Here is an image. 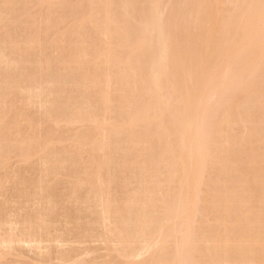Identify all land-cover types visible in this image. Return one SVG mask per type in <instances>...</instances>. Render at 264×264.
Returning <instances> with one entry per match:
<instances>
[{"label": "rangeland", "instance_id": "obj_1", "mask_svg": "<svg viewBox=\"0 0 264 264\" xmlns=\"http://www.w3.org/2000/svg\"><path fill=\"white\" fill-rule=\"evenodd\" d=\"M79 1V2H78ZM83 0H75V2H74V0H0V12H2V13H0V53L2 54V60H1V62H0V86L2 87H0V90L1 91H4V89H3V84H4V80H3V75L4 74H7L8 76H9V80H8V82L10 81V82H12L13 81V77H16L17 76V79H19V78H21V76L22 77H24V79L25 78H27V79H29L30 80V82L32 81L33 83H34V85H30V83H28L29 81L27 80V79H25V80H27V82H25L23 79V81L24 82H22V83H25V86H23L24 84H22L21 82L19 83L20 84V86H22V87H20L18 84L16 85V83L15 82H13V84L14 85H16V87H18V88H16V89H21V88H25V89H21V90H18V93H19V91H24V92H26V89L29 91L30 90V92H31V89L33 90L34 88L32 87L31 89H30V87L31 86H34V87H36V89L34 90L35 92H37L38 90H39V92L40 91H43V93H41V94H39V93H35L34 91H32V92H34V93H30V95H28V93H26L27 95L25 96L24 94H23V92H21V94L19 93V94H17L18 96H20V98H18L16 95L14 96V95H12V94H10V95H12V96H10L9 94L6 96V95H2V97L0 98V107H2L3 105L2 104H4V106L3 107H5L6 105H7V107H5L4 109H3V107L1 108V109H3L2 111H1V109H0V111L2 112H0L1 114H3L2 116H1V114H0V133L2 134V132H3V134H4V132H6L7 133V131L8 130H11L8 134H5V137H7L6 139H4V140H6V141H4L3 139H2V137L1 136H3V138H4V135L2 134H0L1 136H0V144H2L1 145V147H0V237H2V238H0V264H104V263H106V264H126V261H127V259L129 258V257H131V258H133V259H135V260H131L130 258V260L129 261H131L133 264H137V263H139V261L138 260H141V259H144L145 258V256L143 255V254H147V252H150V251H146L147 249H142V248H144V247H146L147 248V246H148V248H149V250H150V248L152 247V245L150 246V244L152 243L153 244V242H154V244L153 245H156L157 243H161V242H163V241H157V239H155L156 238V236L154 237V239L150 236V229L148 230V227L150 226L149 224L147 225V228H146V224H145V227L143 228V230L146 228V230H147V233L145 234L144 233V231L142 230V228H141V230L143 231V233H142V231L141 230H135V231H132V228L133 227H130L131 228V231H129L128 232V234L130 235V236H128V235H126L127 237H128V239H127V241H129V243L127 242H125V244L123 243V242H121L120 240H119V242H117L118 241V238L117 239H115L116 238V236H118L119 235V239H121V240H126L125 238H126V236H125V238H124V232H122L121 233V231H119L120 230V228L121 227H123V225L121 226V227H119L120 226V222H119V220H116L117 218L115 217V215L114 214H117V213H115L116 211H120L119 213L122 215V213H123V209L124 208H122V201H124V203L125 204H128V203H134V204H138V202L139 203H148L147 202V200H149V204H148V206H147V204L145 205L146 207H148L149 208V205H150V201H151V199L153 198V200L151 201V210L152 209H154L155 207V209L154 210H157V209H159L158 211V214H156V215H159V216H161L162 215V213H163V211H162V213H161V209H162V206H163V198L164 197H161V195H163L164 196V194H166V192L167 191H177L178 190V187H179V185H180V181H179V179L181 178L179 175L177 176V175H175L174 177H176V179L175 178H173L172 180L171 179H169L170 177H168V178H164V177H166V176H169L168 175V173L171 171V170H169V172L167 171L168 169H170V168H168V166L166 167V164H165V162L163 161V163H162V161L160 160V162H158V163H160L159 165L160 166H158V163H157V161H156V164H157V166H158V169L156 170V168H157V166L155 167V163L153 162V166L155 167V172L156 171H158V172H154L153 171V166L151 167V165L152 164H150V170L149 169H144L143 167H141L140 168V165H139V167L137 168V169H135V168H132V169H135L134 171L132 170V169H129V172L127 171H123L124 169H122L121 168V170H122V172L124 173H121V170H120V168L118 167V166H120V167H122L121 166V161H120V155H119V153L116 151V154H115V156L118 154V157L116 156H114L113 155V158L111 157V159H115V161L117 160V158L119 159L118 161H117V164H119L118 166H117V164H114V165H112V164H110L109 163V167L112 165V167H113V169H112V167H108L110 170L107 172L106 170L108 169H106L105 171L106 172H104L103 173V169H102V173L101 172H98V170H100V169H98L97 170V168H99L98 167V165H99V163H101L102 164V162H103V160H104V156L106 155L105 153L106 152H104L103 153V151H101V152H99V150H97L98 151V154H97V152H96V150L94 151V149L93 148H95V145L94 144H96L95 143V141L97 142V139H98V143L96 144V146L102 141V138L103 137H105L106 135H103V133H104V131L102 132V130H105V134H106V132H107V136L108 137H111V132L110 131H112V134H114L115 135V133H116V131H117V135L119 134V131L121 132L120 134L122 135V132H124V131H130V129L132 128L130 125H128L127 123L125 124V123H123L122 124V122H121V117H118L119 116V114H120V107H119V109L117 110V105H118V103H119V105H120V100H121V97H122V93H120V91L117 89V86H118V84L120 83V82H118V81H120L119 79H118V77L117 76H115V75H117V74H119V76L120 75H124V73L126 72V71H128V69H130V68H125V69H120V68H116V67H118V65H120L121 64V61L124 59V57H125V54H126V56H128L129 57V55L130 56H133V53H134V55L136 56V59H138V56H139V60H138V62H140V63H142V65H140L141 66V69H143V72L145 73V79H147V80H145V82H151V81H153V76L154 77H158L159 78V70L158 69H160L159 68V66L157 67V64L159 65V63L157 62L158 60L156 59H154L153 57H152V51L151 50H149L148 51V48L145 46L146 44H145V40H149L148 38H150V34H148L149 33V30H148V25H146V29H145V25H143L144 26V28L143 27H139L137 24H133L134 26H132V27H129L130 29H128L126 26H124L123 24H122V18H120L121 16H123V14L121 13V12H119L118 10H116V12H115V10L113 9L112 10V12H111V14L113 13V11H114V13H113V19H112V23L113 24H115V25H117L118 23L120 24H118L120 27L123 25L124 27H126L125 29H123V26H122V28H121V30H122V32H131V31H134V30H136V31H134V32H139V33H141V37H142V40H144L143 42H142V44H143V46H140V47H138V48H136V47H134V46H132V44H128V46L125 44L124 45V42H122V40L121 39H119V41L120 42H118V44H120V43H122V44H120V46L117 44V40H116V38H114V42L112 41L113 40V38H112V40L110 39V41H109V43H110V45H109V43H108V47H106L105 45V49L104 48H102V51H101V48H99V46L98 45H96V46H98V47H93L95 44L94 43H98L97 42V40L98 39H96L97 38V36H98V34H92L94 37H95V39H92L93 38V36L91 37V34H90V32L91 33H93V31L95 30V27H94V25L95 26H97L96 25V23H98V22H96V21H94L95 19L98 21V16H97V13H94V12H97V9L95 10V8H96V5H95V7L93 6L94 4H97V2H98V0H97V2L95 3V0H84V3H85V1H86V5H87V7H85L86 5H84L83 7H79L78 5L80 4V3H83L82 2ZM91 1H92V3H91ZM93 1H94V4H93ZM138 1H139V3H138ZM142 3H141V2ZM181 1V2H180ZM193 1H195V3H193V4H189L188 2H190V3H192ZM199 1L201 2V3H199ZM210 1V0H209ZM209 1L208 0H191V1H188L187 2V0H137V6H136V10L137 11H140V9H143L144 7H143V5H150V3L152 2V4H154L157 8H159V11H158V13H164V14H170V15H172V14H174V15H177L179 18L177 19V18H175V17H177V16H173L174 17V19L176 20L177 19V21L180 19V21H182L183 23H184V25H189V26H191V27H186V28H188V30L189 31H191V32H193V33H195V34H193L192 35V33L191 32H189L188 30H187V32H186V35L185 34H183V35H185L183 38H185L184 40L183 39H180V40H183V41H181L182 42V45H181V42L179 43V42H177L178 44H176V42H175V45L173 44V48L175 47V49L176 48H179L180 50H179V53L180 54H182V53H184V51H185V55L184 54H182L183 55V58L186 60V58H187V60H191V62L189 63L190 64V66H191V64H192V66H194L193 65V62H194V59L196 58V57H194V59H193V56L195 55L196 56V54H197V52L199 51V50H201L202 49V47L204 48V47H206V46H208V45H210V44H212V43H210V42H213V47L216 45V47H217V49L216 50H221V52L224 50V48L226 49V48H229V47H231L232 46V44L234 43L233 41L235 40V38H236V36H237V34L236 33H238V34H240V32H242V30H241V28H239V26L238 25H236V28H238L237 30H234V31H232L233 29H234V27H235V25L234 24H236V23H232V21L234 20V19H232V20H230L231 18V14H232V12L230 11V12H228V10H234L233 8H235V9H237L236 7H238L239 9H240V11H242V10H245V9H247V5H246V3L248 2V3H251L253 0H251V1H249V0H236L239 4V6L237 5V2L235 1V0H224L223 2L224 3H222L221 5H219L220 7H219V11L221 12V15H220V20H219V24H217V30L219 31H210V30H207L206 28H203V26H205V24L201 21L200 22V12H201V8H202V12L204 11V9L206 8V5L209 3ZM245 1V2H244ZM262 1V0H261ZM264 1V0H263ZM1 2H3V3H1ZM6 2V3H5ZM78 2V3H77ZM150 2V3H149ZM182 2H184V3H186V4H182ZM243 4H242V3ZM61 3V4H60ZM88 3V4H87ZM199 3V4H198ZM205 3H207V4H205ZM234 3V4H233ZM6 5V4H8V5H6L5 7H7V8H5L4 6H2V5ZM67 4V5H66ZM90 4H92V6H93V8L92 9H90L91 7V5ZM136 4V3H135ZM172 4H174V5H172ZM230 4V5H229ZM243 6H242V5ZM77 5V6H76ZM176 5V6H175ZM191 5V6H190ZM201 5V6H200ZM222 5H223V8H222ZM244 5H246V6H244ZM2 6V7H1ZM14 6V7H13ZM138 6H141V7H138ZM185 6V7H184ZM190 6V7H189ZM230 6H231V8H230ZM233 6H235V7H233ZM76 7V8H75ZM145 7H147V6H145ZM162 7V8H161ZM170 7V8H169ZM180 7V8H179ZM194 7V8H193ZM243 9H242V8ZM54 8V9H53ZM64 8V9H63ZM70 9V11L71 12H69V9ZM86 8V9H85ZM168 8V9H167ZM3 9V10H2ZM94 9V10H93ZM164 9V10H163ZM57 10V11H56ZM78 10V11H77ZM198 10H200V11H198ZM6 11V12H5ZM11 11V12H10ZM79 11H80V13H79ZM49 12V13H48ZM59 12H61V13H59ZM175 12V13H174ZM189 12V13H188ZM11 13V14H10ZM63 13H65V14H63ZM69 13H71V14H69ZM92 13V14H91ZM121 14V15H119V14ZM185 13V14H184ZM39 14H41V15H39ZM46 14V15H45ZM48 14V15H47ZM95 14H96V16H95ZM116 14V15H115ZM181 14H183V15H181ZM187 14V15H186ZM198 14V15H197ZM226 14V15H225ZM60 15H63V17H61ZM68 15V16H67ZM92 15H93V20H92ZM202 15V14H201ZM229 15H230V17H229ZM39 16H41V17H39ZM54 16V17H53ZM58 16L60 17V19H59V21L57 22V24L56 23H53V21L55 22V19L56 18H58ZM114 16L116 17V18H114ZM188 16V18H185V17H187ZM191 16V17H190ZM193 16V17H192ZM35 17V18H34ZM78 17V18H77ZM96 17V18H95ZM126 17V16H125ZM222 17V18H221ZM230 19H229V18ZM32 18V19H31ZM41 18V19H40ZM47 18H48V21H50L51 20V22H48L47 24H42V23H45V21L47 20ZM183 18V19H182ZM224 18H227V19H225V20H223ZM46 19V20H45ZM89 19V20H88ZM124 19V18H123ZM199 19V20H198ZM58 19H56V21H57ZM118 22H117V21ZM193 20V21H192ZM226 20H228V21H226ZM229 20H230V22H229ZM47 22V21H46ZM92 22H95V24L94 23H92ZM196 22H199V23H196ZM233 22H235V21H233ZM30 23H32V27H30L31 26V24ZM35 23H36V25H35ZM82 23V24H81ZM90 23V24H89ZM187 23V24H186ZM195 23H196V25H195ZM229 23V25H227ZM21 24V25H20ZM86 24V25H85ZM94 24V25H93ZM222 24H224V25H222ZM27 25H28V27H27ZM40 25V26H39ZM82 25V26H81ZM84 25V26H83ZM90 25V26H89ZM100 25V24H99ZM115 25H113V27L115 26ZM137 25V26H136ZM192 25L194 26L193 28H192ZM221 25V26H220ZM25 26H26V28H25ZM38 28H37V27ZM80 26V27H79ZM234 26V27H233ZM238 26V27H237ZM34 27H35V30H33L34 29ZM86 27V28H85ZM88 27V28H87ZM92 27V28H91ZM115 27H117V26H115ZM199 27V28H198ZM218 27H219V29H220V27H221V29H223L222 31H221V29L219 30L218 29ZM241 27V26H240ZM31 28V29H30ZM100 28V27H99ZM202 28H203V30H202ZM226 28V29H225ZM235 28V29H236ZM88 29H90V30H88ZM93 29V30H92ZM97 29V28H96ZM192 29H194V31L192 30ZM229 29V31H227ZM27 30V31H26ZM46 30V31H45ZM100 30H101V28H100ZM125 30V31H124ZM142 30V31H141ZM208 31L207 33H206V31ZM240 30V31H239ZM31 31H33V33L31 32ZM35 31V32H34ZM38 33H37V32ZM147 31H148V33H147ZM196 31H198L197 32V34H196ZM201 31V32H200ZM226 31V32H225ZM236 31V32H235ZM237 31H239V32H237ZM84 32H85V34H84ZM96 31H94V33H95ZM97 32L99 33V31H98V29H97ZM213 32H215V33H213ZM217 32V33H216ZM223 32H225L223 35H221ZM229 32H231V33H229ZM36 33V34H35ZM80 33V34H79ZM81 33H83L82 35L84 36V35H86L87 33H89V35H86L87 37L86 38H84V37H82V35H81ZM187 33H191L190 35L191 36H193V39L191 38H189V34H187ZM200 33V34H199ZM202 33V34H201ZM204 33V34H203ZM227 33V34H226ZM27 34V35H26ZM205 34H207V35H205ZM210 34V35H209ZM233 34L235 35L234 37H233ZM14 35V36H13ZM30 35V36H29ZM32 35H34L33 37L34 38H32ZM97 35V36H96ZM100 35V34H99ZM149 35V36H148ZM218 35V36H217ZM229 35V36H228ZM232 35V36H231ZM9 36V37H8ZM27 36V37H26ZM89 36L91 37V38H89ZM101 36V35H100ZM196 36V37H195ZM210 36V37H209ZM213 36V37H212ZM221 36V37H220ZM223 36V37H222ZM5 37V38H4ZM11 37V38H10ZM36 37V38H35ZM102 37H104V38H106L105 36H102ZM102 37H100V38H102ZM114 37V36H113ZM115 37H117V36H115ZM179 37H181L182 38V36H179ZM200 37V38H199ZM208 37V38H207ZM231 37V38H230ZM25 38H28L27 39V41L26 42H23L24 41V39ZM83 38V39H82ZM89 38V39H88ZM118 38V37H117ZM205 38V39H204ZM212 38H214V39H212ZM224 40H223V39ZM22 39V40H21ZM35 39H37V43L36 44H33L34 46H36V48L34 47V46H32V44L31 45H24V44H27V42L29 41L30 43H33L34 42V40ZM56 39V40H55ZM58 39V40H57ZM60 39V40H59ZM204 41H203V40ZM210 39V40H209ZM9 40V41H8ZM26 40V39H25ZM83 42H82V41ZM85 40V41H84ZM90 40V42H88ZM93 40H96V41H93ZM105 41L104 42H107V40H109V39H104ZM186 40V41H185ZM189 40V42H187ZM192 40V41H191ZM195 40V41H194ZM202 40V42H200ZM214 40V41H213ZM217 42H216V41ZM219 40H220V42H219ZM12 41H14V42H12ZM59 41V42H58ZM81 41L82 43H79V42ZM99 41H100V39H99ZM101 41H103V40H101ZM185 41V43H183ZM198 41H199V43H198ZM223 41V42H222ZM225 41H226V44H225ZM51 42H53V43H51ZM57 42V43H56ZM77 42V43H76ZM196 42V43H195ZM216 42V43H215ZM220 44H219V43ZM222 42V43H221ZM230 42H231V44H230ZM5 43V44H4ZM7 43H8V45H7ZM12 43H16V45H17V47H16V51H14L15 49V46L14 47H12L14 44H12ZM60 43V44H59ZM69 43V44H68ZM75 43V44H74ZM81 44V46H82V44H83V49L82 50H84V53H85V55H87V53L88 52H94L93 50H95V54H97V53H99V51H101V54L99 53V54H97V55H99L100 56V58H102V57H104L105 56V54H106V52L107 53H109L108 55H111V52L113 53V55H115V57H116V61H111L110 62V64H107V65H111V64H113L114 66H116V67H114V66H112L111 65V70L109 71H107L106 72V74H105V71H103V69H102V73H103V76H104V78H102V85H101V87H102V91H104V94L106 93V94H110L109 95V97L110 98H113L112 99V101L111 102H109V103H107V106H99V105H97V103L99 102V101H97V99H96V97H97V95H96V89L95 90H93V92H91L90 91V93L88 92V94L89 95H87V93H86V95H85V97L87 96V98L85 99V97L83 96V93H85V88L82 90V89H79V90H76V86H78V87H80V88H82L80 85H79V82H80V77L84 74V73H87V74H89V72L91 71V72H93L94 70H95V68L94 67H98V66H102L103 68L104 67H106L105 65H104V59L105 58H102V59H100L98 56H97V59H95V58H93L95 55L93 54L92 55V53L89 55V57H87L86 59H85V61L84 62H82L83 64H81L80 63V65L79 66H77V68L76 67H73V70H72V68L70 67V69L69 68H67V69H69V70H67L66 69V71H65V74H64V72H63V70H64V68H63V70L61 71V69H62V66L59 64V65H55V63H57V62H55V61H57V57H59V58H61V57H63V59H66L67 57H68V54H67V56H66V53L67 52H71L72 50H70V49H72V47L73 48H78V47H80V49H81V46L80 45H76V44ZM115 43V44H114ZM208 43V44H207ZM21 44V45H20ZM53 44V45H52ZM68 44V45H67ZM75 45V47H74V45ZM86 44V45H85ZM90 44H93V46L92 47H90ZM117 44V45H116ZM141 44V45H142ZM181 45V47H179L178 45ZM188 44H190L189 46H188ZM196 45V48H198L199 49V47L201 46V48L198 50V49H193L194 48V46ZM230 44V45H229ZM2 45V46H1ZM57 45H58V48H57ZM72 45V46H71ZM123 45H124V48H123ZM177 45V46H176ZM193 45V46H192ZM198 45V46H197ZM218 45H219V47H218ZM27 46H28V48H27ZM60 46V47H59ZM70 46H71V48H70ZM78 46V47H77ZM84 46L86 47V48H84ZM117 46V47H116ZM129 46H130V48H129ZM187 46V48L189 47L190 49L188 50V49H186L185 47ZM222 46H223V50H222ZM225 46V47H224ZM9 47V48H8ZM23 49H22V48ZM25 47L28 49L27 51H25V52H27V53H25V52H23L24 51V49H25ZM30 47H32L33 49H31V50H29L30 49ZM101 47H103V46H101ZM125 47H128V48H125ZM184 49H183V48ZM12 48V50H9V49H11ZM63 48V49H62ZM67 48H70V49H67ZM95 48V49H94ZM96 48H97V51H96ZM98 48H99V50H98ZM121 48V49H120ZM173 48H171V49H173ZM219 48V49H218ZM14 49V50H13ZM35 49V50H34ZM56 49V50H55ZM90 49V50H89ZM93 49V50H92ZM103 49H104V51H103ZM132 49L134 50L133 52H132ZM138 49H139V51H138ZM141 49L143 50V51H145V52H143V51H141ZM175 49H173L175 52L176 51H178V49L177 50H175ZM183 49V50H182ZM193 49V50H192ZM214 49H215V47H214ZM55 52H54V51ZM58 50H60L59 52H57ZM67 50H70V51H67ZM87 50V52H85ZM118 50H119V52H118ZM139 52V54H138V52ZM172 50V51H173ZM216 50H214V52H213V55H215V53H216ZM227 50V49H226ZM226 50H224V55H223V52L221 53H219L218 51H217V53H219V54H217L218 56L221 54V55H223L224 57H223V59L221 58L222 56L220 55L216 60H218V61H215V58H214V56L212 57V58H214L213 59V61H212V59H210L211 60V67L212 68H214V69H216V70H218V69H220V68H218L214 63H216L217 62V64H219V62L220 63H223V61H225V64H226V66H227V64H228V62H227V60H226V57H225V55H226ZM12 51H13V53H12ZM63 51H66L65 52V54H63L62 52ZM78 50L76 49V51H72V52H77ZM122 51H124V52H122ZM129 51V52H128ZM148 51V52H147ZM187 51H188V53H187ZM190 51V52H189ZM192 51H194V52H192ZM15 52V53H14ZM71 52V53H72ZM118 52V53H117ZM127 52H128V54H127ZM137 52V53H136ZM150 52H151V54H150ZM19 53H21V54H19ZM23 53H25V54H23ZM43 53H45V54H43ZM56 53H58V54H56ZM60 53H61V55L63 54V56H61L60 55ZM105 53V54H104ZM115 53V54H114ZM125 53V54H124ZM141 53V54H140ZM148 53V54H147ZM194 53V54H193ZM245 52H242V54L246 57V58H248V56L246 55V54H244ZM0 54V55H1ZM15 54H16V56H15ZM121 54H123L122 56H121ZM138 54V55H137ZM192 54L193 56H190V55ZM239 54H241V53H239ZM241 54V55H242ZM5 55V56H4ZM22 55V56H21ZM39 55H41V56H39ZM66 57H65V56ZM118 55V56H117ZM243 55H242V57H243ZM18 56V57H17ZM56 56V57H55ZM47 57V58H46ZM51 57V58H50ZM105 57H107V54H106V56ZM112 57V56H111ZM115 57H114V60H115ZM120 57H122L120 60V62L118 61L119 60V58ZM188 57H192L191 59H188ZM216 57V56H215ZM241 56H239V60L242 58ZM113 58V57H112ZM141 58H142V61H141ZM37 59H38V62H39V64L37 63ZM51 59V60H50ZM62 59V58H61ZM60 59V60H61ZM68 59V58H67ZM221 59V60H220ZM48 61L49 60V62L48 63H44V61ZM106 60V59H105ZM118 61V62H117ZM215 61V62H214ZM15 64H14V63ZM52 62V63H51ZM94 62V63H93ZM101 62V63H100ZM112 62H114V63H112ZM115 62H117L118 63V65L117 64H115ZM263 63L262 64H264V58H263V61H262ZM34 63H35V65H34ZM40 63H41V66H40ZM59 63V62H58ZM96 63V64H95ZM106 63H108V62H106ZM139 63V64H140ZM13 64H14V66H13ZM19 66H18V65ZM48 64V65H47ZM102 64V65H101ZM175 64H178V65H175ZM180 64H182V62H176V63H174V66H173V69L175 70V68H176V71H174V72H172L174 75H172V76H175V78H184V76H183V74L181 75V71H183L184 73H185V71L184 70H182V68H181V71L178 69V68H180L179 66H181ZM253 64H255L254 62H253ZM253 64H249L248 66H250V67H247L248 68V70H246V68H245V71H244V69L243 70H238L239 72L237 73L236 72V70H235V68H234V66H236V64H234L233 65V67L230 65V67H229V70H231L230 71V73H232L233 71H235V72H233V74H231V76L232 75H234L235 74V77H229L230 79L231 78H235L234 80L232 79V80H230L231 82L230 83H232V84H230V87H228V89L229 90H225L226 92H224V97H222L223 96V94L221 93L220 94V92H216V94H215V92H211V93H206L207 94V96L206 95H204L205 97H204V100H203V102H205V100H206V102H208V99H209V103H203V105H202V107L203 108H201L202 109V111L204 112H202L201 113V117L203 116V117H205V115H202V114H207L208 113V110H209V108H210V110H213V112L214 111H216V110H218V111H216V112H214V113H212L211 112V118L210 117H206V118H204V121H206V122H204L203 121V117L201 118L200 116H199V120H200V123L202 122V124L201 125H203L204 127H202V130L204 131V132H202L201 134V143H202V147H203V150H204V156H205V158H207V160L205 159L204 160V166H202L203 168H201V170L199 171V173L197 174V181H196V185L194 184V196H193V194H192V197H191V201H190V204H189V206H188V209L187 210H185V213L184 212H182V217L184 218V217H186V219H181V216H178L176 219H174L173 220V222L171 223V225H172V228H171V225L169 226L170 228V230L168 231V233H167V235L169 236L170 235V237L169 238H167V235H165L166 237H164V239L162 238V240H164V245L166 246V248L168 247V249H169V251H170V249H171V247L173 248V246L174 245H176L177 243L179 244V242H181V241H185L186 239H188L187 241H185V243L186 244H183V246L181 247V249H182V251H181V256H180V261L182 260V257L184 256V258H185V260H184V258H183V262H181V264H199V262H200V264H230L231 262V264H243L241 261H245L246 260V264H251L252 262H250V260H248V259H251V258H253L252 256H250V257H244V255L246 256V254L245 253H249V251H250V249L252 248H246V247H248V246H246V245H248L250 242V240L248 241V244L246 243V241L244 242V237H245V239L248 237V234H247V237L246 236H244V235H242L243 233L240 231V229L235 233L234 232V230L232 231V230H230L231 228V225H232V223L234 222V219H232V218H234V215H235V220L236 219H238L237 218V214L240 212V213H242V214H240V216H238L239 218H240V221H242L243 220V222L240 224V228L241 227H244V228H242V230L244 231V233L246 234V232H245V228H246V226L249 224V223H251L252 222V224H249L248 225V228H249V226H250V228L248 229V230H252V231H254V232H256L257 231V229H260V228H262V227H260L261 225L264 227V224H263V219H264V198L262 199V196L264 197V195H262L263 193L261 192V190L262 191H264V189L262 188V186H259L262 182L264 183V179H263V177L262 176H264V175H262V174H264V154H262V153H264V87H263V85H264V75H263V73L262 72H264L263 71V69H262V67L264 68V66L263 65H261V68L260 69H262V71H260V69L259 70H257V72L259 71V73L258 74H256L257 72H256V69H255V66L256 65H254L253 66ZM6 65V66H5ZM8 65V66H7ZM55 65V66H54ZM104 65V66H103ZM213 65H214V67H213ZM238 65L239 64H237V66L236 67H238ZM252 65V66H251ZM2 66V67H1ZM37 66V67H36ZM53 66V67H52ZM58 66V68H59V71H61V72H57V70H58V68H56ZM60 66H61V68H60ZM93 66V67H92ZM9 67V68H8ZM11 67V68H10ZM16 67H17V69H20V70H17L16 69ZM49 67V68H48ZM79 67V68H78ZM89 67L91 68V69H89ZM108 67V66H107ZM143 67V68H142ZM156 67V68H155ZM178 67V68H177ZM182 67V66H181ZM220 67L222 68L221 70H225V67H224V65H221L220 64ZM239 67H240V65H239ZM16 70H15V69ZM37 68V69H36ZM231 68V69H230ZM232 68H234L233 70H232ZM10 71H9V70ZM13 69V70H12ZM36 69V70H35ZM94 69V70H93ZM105 69V68H104ZM145 69V70H144ZM250 69H251V72H250ZM40 70V71H39ZM75 70V71H74ZM149 70V71H148ZM157 70V72H155ZM228 70V69H227ZM252 70H255L254 72H255V76H254V73H252L253 71ZM30 71V72H29ZM38 73H37V72ZM68 71H69V73H68ZM130 71V70H129ZM242 71L244 72V76H245V78H242V76L243 75H241V74H243L242 73ZM6 72V73H5ZM14 72V73H13ZM63 72V73H62ZM90 72V73H91ZM109 72H110V74H109ZM119 72V73H118ZM146 72H147V74H146ZM3 73V74H2ZM24 73H25V75H24ZM41 75H40V74ZM42 73H44L43 75H42ZM46 73V74H45ZM128 73V72H127ZM158 74V75H156V74ZM229 72H227V74H228ZM247 73H248V75H247ZM251 73H252V75H251ZM2 74V75H1ZM13 74V75H12ZM23 74V75H22ZM76 74H77V76H76ZM81 74V75H80ZM109 74V75H108ZM115 74V75H114ZM236 74H237V76H236ZM18 75H20L19 76V78H18ZM38 75V76H37ZM45 75V76H44ZM73 76V78H71L72 76ZM147 75V76H146ZM149 75V76H148ZM153 75V76H152ZM230 75V74H229ZM238 75H241V77L239 78V76ZM260 75V76H259ZM12 76V77H11ZM34 76V77H33ZM41 76V77H40ZM84 76H85V74H84ZM83 76V77H84ZM91 76V75H90ZM151 76V77H150ZM180 76V77H179ZM185 76H186V73H185ZM243 76V77H244ZM254 76V77H253ZM10 77H11V79H12V81L10 80ZM29 77V78H28ZM30 77H33V78H30ZM43 77H45V78H43ZM105 77H106V79H105ZM110 77V78H109ZM149 77H150V79H149ZM251 77H253V78H251ZM259 77H261V78H259ZM47 78V79H46ZM77 78V79H76ZM79 78V79H78ZM82 78V77H81ZM153 78V79H152ZM246 78H247V80H246ZM41 79H42V81H41ZM71 79V80H70ZM105 79V80H104ZM109 79V80H108ZM150 81H149V80ZM15 80V79H14ZM34 80V81H33ZM39 80V81H38ZM63 80V81H62ZM104 80V81H103ZM108 80V81H107ZM118 80V81H117ZM243 80V81H242ZM256 80V81H255ZM16 81V80H15ZM20 81H21V79H20ZM74 81L75 82H77V81H79L78 83H76L75 84V86H74V89L76 90H74L72 87L73 86H71V85H73L74 84ZM108 83H107V82ZM154 81H155V79H154ZM157 81V80H156ZM239 81V82H238ZM241 81V82H240ZM18 82V81H17ZM46 82V83H45ZM51 82V83H50ZM62 82V83H61ZM71 84H70V83ZM104 82V83H103ZM112 82V83H111ZM244 82V83H243ZM263 82V83H262ZM29 84L28 86H26V84ZM40 83V84H39ZM42 83V84H41ZM61 83V84H60ZM66 83V84H65ZM68 83V84H67ZM73 83V84H72ZM251 83V84H250ZM253 83V84H252ZM254 83H256V84H254ZM55 84V85H54ZM103 84H104V88H103ZM109 84V85H108ZM54 85V86H53ZM67 85V86H66ZM112 85H113V87H112ZM241 85V86H240ZM254 85V86H253ZM45 86V87H44ZM52 86V87H51ZM105 86H107V87H105ZM110 86V87H109ZM232 86H235V88L233 87V89L231 88ZM238 86V87H237ZM67 87V88H66ZM69 87V88H68ZM114 87H116L115 89H114ZM240 87H243V89L242 88H240ZM247 87V88H246ZM43 88V89H42ZM60 88V89H59ZM61 88H64V90H66V91H64L63 89H61ZM106 88V89H105ZM110 88V89H109ZM254 88V89H253ZM38 89V90H37ZM47 89V90H46ZM53 89V90H52ZM114 89V90H113ZM230 89H232V91L230 90ZM250 89V90H249ZM256 89V90H255ZM37 90V91H36ZM60 90H61V93H62V91H63V99H65V98H67L68 96H70L71 98H72V96H73V94L75 95L74 96V98H75V100L77 101V103H78V101H79V103L83 100V102L84 101H86L87 103H88V106L86 107L85 105H87V103L86 104H84V107L86 108V110L88 109V107H89V109H88V111H87V117H86V115H84L83 117H85V118H83V119H80L82 122H80L79 120L78 121H75V123H68V125H67V122L63 119V121H62V119L60 120V118L61 117H59V116H61V112H60V115L58 116V114H59V112H58V110L60 111V108L59 107H61L56 101L55 102H53V100H56V99H58L59 98V96L58 95H60V97L62 96L61 95V93H60ZM90 90V89H89ZM105 90H106V92H105ZM110 90H112V91H110ZM0 91V93H2ZM44 91H47L46 93H47V95L44 93ZM71 93H70V92ZM72 91H73V93H72ZM242 91V92H241ZM258 91V92H257ZM263 91V92H262ZM70 93V95H69V93ZM78 92V93H77ZM113 92H114V94H113ZM117 92V93H116ZM228 92V93H227ZM235 92H237V93H235ZM4 93V92H3ZM2 93V94H3ZM16 93H17V90H16ZM53 95H52V94ZM65 93H67V94H65ZM81 93V94H80ZM214 93V94H213ZM244 93H245V95H244ZM247 93H249V95H247ZM255 93V94H254ZM14 94H15V91H14ZM31 94H34V95H36V96H31ZM38 94V95H37ZM230 94H232V95H230ZM1 95V94H0ZM64 95H65V98H64ZM66 95H68L67 97H66ZM72 95V96H71ZM96 95V96H95ZM212 97H211V96ZM213 95L214 96H216V97H213ZM220 95V96H219ZM237 95V96H236ZM23 96H25L24 98L25 99H27L26 100V102L24 101L25 99L23 98ZM28 96V97H27ZM53 96H54V98H53ZM58 96V97H57ZM83 96V97H82ZM90 98H89V97ZM112 96V97H111ZM114 96V97H113ZM218 96L220 97V98H218ZM227 96H228V99H227ZM234 96H236V97H234ZM5 97L7 98V97H9V98H7L8 99V101H5ZM22 97V98H21ZM29 97H30V101H28L29 100ZM232 97V98H231ZM10 98H11V100H10ZM12 98H14V99H16V104H13L14 103V101H13V99ZM18 98V99H17ZM83 98V99H82ZM93 98V99H92ZM120 98V99H119ZM215 98H217V99H215ZM231 98V99H230ZM238 98V99H237ZM32 99V100H31ZM45 99V100H44ZM46 99H47V102H45L46 101ZM80 99H81V101H80ZM118 99V100H117ZM159 99H161V98H159ZM222 101H221V100ZM224 99H227L226 101H228V103H226V101L224 100ZM235 99V100H234ZM17 100H19L20 101V103L17 101ZM21 100H22V102H21ZM43 100V101H42ZM50 100V101H49ZM96 100V101H95ZM162 101H164L165 99H164V97H162V99H161ZM217 100H219V101H217ZM225 102H224V101ZM231 100H234L235 101V103L237 104V105H235V103H234V101H233V104L235 105V107H234V105L233 104H229L230 103V101ZM258 100V101H257ZM260 100H262V101H260ZM10 101H12V102H10ZM52 101V102H51ZM74 101V100H73ZM93 101V102H92ZM239 101V102H238ZM251 101V102H250ZM5 102H6V104H5ZM32 103L31 104V106H30V104L29 103ZM51 104V106H50V104ZM95 102V103H94ZM217 102L219 103V105L217 104ZM221 102H223V103H221ZM257 103V105H256V103ZM9 103H11V104H9ZM17 103H18V105H17ZM26 103H28V106H25V104ZM39 103H42V105L41 104H39ZM48 105V107L45 105ZM48 103V104H47ZM56 103V104H55ZM100 103V102H99ZM249 103V104H248ZM263 104V106H262V104ZM34 104V105H33ZM38 104V105H37ZM207 104V105H206ZM209 104V105H208ZM214 105V107H210V106H213ZM226 104V105H225ZM11 105H15V106H11ZM23 105V106H22ZM40 105H41V108H40ZM231 105H233V106H231ZM243 105V106H242ZM246 105V106H245ZM58 106V107H57ZM101 108V110L102 109H107L108 111H107V113H106V110L104 109L103 111H104V113H102L103 111H101L100 109H99V107ZM206 106H208V107H206ZM215 106H217V108L215 107ZM219 106V107H218ZM222 106V109H220V107ZM227 106H229L228 108H226ZM237 106V107H236ZM242 106V107H241ZM259 106H261V109H260V107ZM8 107H12L11 108V112H8L9 110H10V108H8ZM56 107V108H55ZM93 107H95V108H93ZM204 107H206V111L205 110H203L204 109ZM225 107V108H224ZM230 107H233L232 109L230 108ZM241 109H240V108ZM250 107H252V108H250ZM8 108V109H7ZM32 108H34V110H32ZM35 108H36V110L37 111H35ZM39 108V109H38ZM42 108H46V109H48V108H50V110L51 111H49V110H46V112L48 111V117L47 116H45L46 114H45V111H44V113L43 114H41L40 115V113L41 112H43L42 110ZM91 108V109H90ZM110 108H112V109H110ZM212 108V109H211ZM236 108H237V111H236ZM6 109V110H5ZM15 109V110H14ZM29 109V110H28ZM42 109V110H41ZM96 109V110H95ZM98 109H99V111H98ZM226 110V112H225V110ZM231 109V110H230ZM233 109L235 110L233 113L234 114H232V113H229V115L227 114V112H232L233 111ZM32 110V111H31ZM62 110V109H61ZM95 110V111H94ZM154 110H155V112L157 113H154ZM153 110V113L156 115L155 117L156 118H158V115H160V112H158V110H156V109H154ZM229 110V111H228ZM259 110V111H258ZM26 111H28L29 112V114L31 115L32 113L34 114L35 113V116L33 117V115H32V117L31 116H28L29 114H28V112H26ZM89 111H90V113H89ZM111 113H110V112ZM113 111H115V112H113ZM119 111V112H118ZM219 111H221V112H219ZM254 111V112H253ZM21 114H20V113ZM24 112H26L27 114H25V115H22V114H24ZM49 112H51V113H49ZM93 112L95 113V115L93 114ZM101 114H100V113ZM118 112V113H117ZM219 112V113H218ZM223 112H224V115H223ZM245 114H244V113ZM261 112V113H260ZM8 113V114H7ZM38 113V114H37ZM106 113V115H104ZM108 113H109V115H110V117H109V115H108ZM113 113V114H112ZM152 113V112H151ZM150 113V114H151ZM239 113V114H238ZM5 114H7V115H5ZM20 114V115H19ZM45 114V115H44ZM98 114V115H97ZM115 114H117V115H115ZM154 114H151L152 116L154 115ZM214 114V115H213ZM221 114V115H220ZM227 115V117H226V115ZM241 114V115H240ZM243 114V115H242ZM18 115V116H17ZM38 115V116H37ZM42 115H44V116H42ZM89 115H91V116H89ZM105 117H104V116ZM111 115H113V116H111ZM208 115H210V113L208 114ZM208 115H206V116H208ZM223 115V116H222ZM235 117V115H236V119L233 117V116ZM240 115V117H238ZM17 117V118H14V117ZM25 116H28V117H30V118H32V119H30L31 121L33 120V118H35L36 119V116L38 117L37 119H36V121H32V129H30L31 128V123H29L30 125V128L29 127H27V125H25V123H28L29 122V120L27 119V117H25ZM116 116V117H115ZM152 116L151 117H147V118H144V119H147V120H140V121H138L137 122V124L134 126V127H139L141 130H142V132H144V134L145 135H152V134H154V132H156L155 130L157 129L156 127H158V125L157 124H159L158 122H160V119L158 118V119H155V117L154 118H152ZM220 116V119H221V116L222 117H224V118H222V119H225L226 121L223 123V124H221V125H223V126H220V124L219 125H217V119H218V117ZM230 116H232V117H230ZM247 116H249V117H247ZM254 116H256V117H254ZM258 116H259V118H258ZM261 116H262V119H261ZM26 118L27 119V121L25 122V123H23V121H22V118ZM43 117H47L46 118V120L45 119H42L41 121H40V119L41 118H43ZM52 117V118H51ZM54 117V118H53ZM56 117V118H55ZM94 117H96L95 119L97 120H93L94 119ZM104 117V118H103ZM108 117V118H107ZM230 117V118H229ZM238 117V118H237ZM14 118V119H13ZM19 118V119H18ZM40 118V119H39ZM113 118V119H112ZM118 118V119H117ZM150 118V119H149ZM152 118V119H151ZM255 118V119H254ZM18 119V120H17ZM39 119V120H38ZM57 120L59 123H57V125L56 124H53V122L54 121H52V120ZM100 119V120H99ZM103 119V120H102ZM120 119V120H119ZM206 119V120H205ZM230 119V120H229ZM241 119V120H240ZM12 120V121H11ZM17 120V122H14V121H16ZM38 120V121H37ZM45 120V121H44ZM90 120V123H92V125L91 124H87L85 121H89ZM233 120V121H232ZM248 120V121H247ZM259 120V121H258ZM262 120V121H261ZM39 121H40V124H38L39 123ZM94 121H96L97 123V125L95 124V125H93V122ZM108 122L107 124L105 123V122ZM221 121H223V120H221ZM229 121V122H228ZM240 122V124H239V122ZM258 121V122H257ZM8 124H7V123ZM19 122V127L21 128H19V130L17 129V127H16V125H17V123ZM36 122H38L37 123V126H36V128L37 129H35V127H34V124L36 123ZM120 122V123H119ZM209 122H210V125H209ZM238 122V123H237ZM252 124H251V123ZM14 123H15V127H14ZM86 123V124H85ZM95 123V122H94ZM101 123V124H100ZM206 123V124H205ZM216 123V125H214ZM228 123V124H227ZM230 123V124H229ZM254 123H256V124H254ZM261 123V124H260ZM24 124V125H23ZM53 124V125H52ZM98 124H100V125H98ZM232 124V125H231ZM236 124H238L237 126H234V125H236ZM251 124V126H249ZM254 124V125H253ZM17 125V126H18ZM51 125H52V129H51ZM54 125H56V126H54ZM88 125H90V127L88 126ZM111 125V126H110ZM123 125V126H122ZM216 127H214V126ZM225 125V126H224ZM227 125L230 127V128H228L227 127ZM101 126V127H100ZM128 126H130V128L128 127ZM263 126V127H262ZM6 127H10L9 129L8 128H6ZM34 127V128H33ZM41 127V128H40ZM48 127H49V129H48ZM91 127L93 128V129H91ZM207 127V128H206ZM218 127H221V128H218ZM7 129L6 131H5V129ZM26 128H28V131H26L25 129ZM102 128H104V129H102ZM117 128H119V129H117ZM204 128V129H203ZM212 128V129H211ZM215 128V129H214ZM228 128V129H227ZM255 128V129H254ZM263 128V129H262ZM3 129H4V131H3ZM88 129H91L92 131H93V135L91 136L92 137V140H89L91 137H90V135L89 134H92V131H90V130H88ZM100 129V130H99ZM127 129V130H126ZM229 129H231V130H229ZM246 129H247V131H246ZM250 129V130H249ZM21 130V131H20ZM25 130V131H24ZM43 130V131H42ZM87 130V131H86ZM215 130H217V131H215ZM222 130V131H221ZM15 133H14V132ZM21 132V133H24V134H26V137H27V135L28 136H31L30 134H33V135H35V137H37V138H34V136L32 135V138L34 139V145H36V147H34V145L33 144H29V145H32L33 147H29L30 148V150L29 149H27L28 147H23L22 145V147H19L20 146V138L18 137V136H22V135H18V134H16V133H18V132ZM33 131V132H32ZM47 131V132H46ZM50 131V132H49ZM52 131V132H51ZM83 131H86V132H84L83 133ZM100 131V132H99ZM146 131V132H145ZM221 131V132H220ZM250 131H251V133H250ZM254 133H253V132ZM261 131V132H260ZM19 132V133H20ZM26 132V133H25ZM30 134H29V133ZM88 132H91V133H88ZM113 132H115V133H113ZM126 132H124V136H120V138H117V139H119L120 141L122 140V139H124L125 138V136H126ZM231 132H233V133H231ZM236 132V133H235ZM259 132V134H257ZM37 133V134H36ZM86 133V135L88 134V136H89V138L86 136V139H84V140H86V141H84L83 140V138H81V136H84V134ZM223 133V134H222ZM246 133H247V137H246ZM250 133V134H249ZM263 133V134H262ZM46 134V135H45ZM119 134V135H120ZM205 134V135H204ZM231 134H233V135H231ZM11 135V138H13L12 137V135L14 136V138H16V135H17V137H18V142L20 143L19 144V146H18V144L17 145H15V147H14V145H12V144H14L13 142H16L17 143V141H14V139H13V141H10V139H9V136ZM37 135V136H36ZM44 135V136H43ZM95 135V136H94ZM100 135H103V137L101 138L100 137ZM110 135V136H109ZM114 135H112V136H114ZM204 135V136H203ZM225 135V136H224ZM226 135H229V136H227L226 137ZM240 135V136H239ZM251 135V136H250ZM23 136H25V135H23ZM22 136V137H23ZM42 136V137H41ZM237 136H239V137H237ZM22 137H21V139H22ZM78 137V138H77ZM166 137H168V138H165V140L167 141V142H172V136L170 137V136H166ZM206 137V138H205ZM224 137H225V139H228L227 141L224 139ZM235 137V138H234ZM243 137H245V138H243ZM252 137H253V142H252ZM85 138V137H84ZM88 138V139H87ZM223 138V139H222ZM242 138V139H241ZM17 139V138H16ZM24 139H25V137H24ZM37 139H38V141H37ZM79 139V140H78ZM109 139H111V141H108L107 140V142H106V145L108 146V148H109V150H111V149H114V147L116 146V144H114L115 142L114 141H112V138H109ZM168 139H170L169 141H168ZM203 139H204V141H203ZM205 139H206V141H205ZM222 140V142H221V140ZM241 139V140H240ZM262 139V140H261ZM9 140V141H8ZM20 140V141H19ZM77 140H78V142H77ZM83 140V141H82ZM101 140V141H100ZM9 142V143H11V144H9V143H6L5 144V142ZM213 141V142H212ZM245 141V142H244ZM257 141V142H256ZM260 141L261 142H263V144L262 143H260ZM45 144H44V143ZM83 142H84V144H83ZM205 143V145H207V143H208V145L207 146H205L204 145V143ZM216 142H218V143H215ZM249 142V143H248ZM256 142V143H255ZM15 143V144H16ZM43 143V145H41ZM110 143V144H109ZM224 143V144H223ZM230 143V144H229ZM234 143V144H233ZM259 143V144H258ZM78 144H79V146H78ZM221 146L220 148L218 147L219 145ZM222 144L224 145L223 147H222ZM227 144V145H226ZM5 145H7L6 147H4ZM10 145V146H9ZM41 145V146H40ZM218 145V146H217ZM262 145V146H261ZM43 146V147H42ZM81 146V147H80ZM216 146L218 147V149L216 150ZM255 146V147H254ZM259 146V147H258ZM2 147H4V148H2ZM10 149H9V148ZM39 147V148H38ZM46 147H48V149H50L49 151H50V154H51V152H52V154H53V156L57 159L58 158V156H59V158L57 159V160H59V161H57V162H55V158H53V157H50V156H52V154L50 155L49 154V151H48V149H47V151H48V153L47 154H49L48 156V159H45V158H43V157H45L44 155H46V157H47V154H45V151H46ZM78 147H80V149L78 148ZM208 147V148H207ZM210 147V148H209ZM215 147V149H213ZM247 147V148H246ZM252 147H254L253 149H252ZM6 148H8V149H6ZM12 148V149H11ZM24 148H25V150H24ZM32 148V149H31ZM205 148H206V150L207 151H205ZM240 150H239V149ZM19 149V150H18ZM26 149H27V151H29V152H25V154H24V151H26ZM44 151H43V150ZM68 149V150H67ZM78 149V150H77ZM93 149V150H92ZM211 149V150H210ZM226 149H228V150H226ZM244 149V150H243ZM258 151H257V150ZM2 150V151H1ZM9 150V151H8ZM12 150V151H11ZM66 150V151H65ZM90 152H89V151ZM216 150V151H215ZM221 150V151H220ZM224 150H225V152H224ZM254 150H255V152H254ZM261 150H262V152H261ZM23 151V152H22ZM63 151V152H62ZM76 151V152H75ZM93 151H94V153H93ZM244 151H247V152H245V154H243L244 153ZM9 152V153H8ZM31 152V153H30ZM78 152H81L80 154H78V155H80V156H78L77 155V153ZM112 153L111 154H113V150L111 151ZM207 152V153H206ZM209 152H211V154L209 153ZM224 152V153H223ZM228 153V155H227V153ZM233 152V153H232ZM234 152L236 153V155H237V153L239 152V155H241V152H242V156H241V158H240V156L238 155V157L236 156V157H234L235 156V154H234ZM63 153H65V156L66 155H68L67 156V158H63L62 160H64L65 159V161H67V162H71L70 164H68V163H66L65 161L62 163V161H61V158H62V156L64 157V155H62ZM76 153V155H73V154H75ZM216 153V154H215ZM218 153V154H217ZM82 154V155H81ZM94 154V157H97V158H94L92 155ZM207 154V155H206ZM231 154H233L232 156H231ZM259 154V155H258ZM261 154H262V156H261ZM71 155L72 156H75V157H73V159H72V157H71ZM86 155H87V157H86ZM97 155V156H96ZM103 156V158H100V156ZM217 155V156H216ZM248 156V158H250L251 156H252V158H250L249 159V161L251 162H247L248 161V159L246 158L247 156ZM251 155V156H250ZM5 156V157H4ZM111 156V155H110ZM208 156V157H207ZM245 156V157H244ZM257 156V157H256ZM90 157H91V159H92V161L90 160ZM93 157V158H92ZM100 159H103V160H100ZM213 157H215V158H213ZM226 157L228 158V159H226ZM233 157V158H232ZM258 157H259V159H260V161H258L259 159H258ZM261 157V158H260ZM49 158H51V161L52 162H50V164H48L49 162ZM69 158H71V159H69ZM78 158H80L81 160H82V162H81V160L80 159H78ZM86 158H89L88 160L86 159ZM107 158L108 159H110V157H109V155L107 156ZM140 158H143V156H139V161H140ZM219 158V159H218ZM225 158V159H224ZM231 158H232V161H230L231 160ZM236 158H239V159H237V161H239L240 159V161L242 162V161H244V162H242L241 164L243 165V164H245L246 165V163H248L247 165H248V167H250L251 165V169L250 168H248V167H246V166H244L243 165V167L244 168H246V169H249L250 171H252V170H254L253 171V173L251 172H249V174H252V176H249L248 178H249V180H250V182L248 181V183H246L245 181V184H243L244 182H242L241 184H238L239 182H241V181H243V180H248L247 178L245 179V177H244V175H243V177H244V179L242 180L241 178L239 179V178H237L236 177V175H238V176H240V177H242V175H240L241 173L239 172L240 171V165L237 163V164H234L235 162H237V161H235V159ZM242 158H245L244 160L242 159ZM254 158H256V160L254 159ZM44 159V161H42ZM67 159V160H66ZM75 159H77V161H74ZM107 159V160H108ZM146 159H147V157H144V159H142V161L143 162H145L146 161ZM160 159V158H159ZM158 158H157V160H159ZM221 159V161H219ZM45 160H48L47 162H45ZM70 160H72V161H70ZM98 160H99V162H98ZM113 160H112V162H113ZM156 160V159H155ZM212 160H214V161H212ZM90 163H89V162ZM109 161V160H108ZM114 161V162H115ZM119 161H120V163H119ZM142 161H140L139 163H142L143 164V162ZM215 161H218V162H215ZM225 161V163L227 164L228 163V167H227V169L225 168V163H224V165H223V162ZM227 161H229V162H227ZM235 161V162H234ZM252 161H255V162H252ZM42 162H43V164H45V165H42ZM45 162V163H44ZM92 162H94L93 164V166H92ZM111 162V163H112ZM113 162V163H114ZM222 162V164L220 165V163ZM233 162V164L232 165H230L229 163H232ZM57 163V168H56V164ZM85 163V164H84ZM98 165H97V164ZM127 163V162H126ZM124 164V165H127V164ZM206 163V164H205ZM252 163H254L255 164V167H258V168H255L254 169V164H252ZM40 164V165H39ZM46 164H47V166H46ZM62 164H63V166H62ZM85 166V168L83 167V165ZM86 164H90L91 166H89L90 168H86ZM163 164V165H162ZM165 164V165H164ZM217 164V165H216ZM257 164H258V166H257ZM42 165V166H41ZM48 165H52V166H48ZM81 165H82V167H81ZM123 165V166H124ZM206 165H208V166H206ZM210 165V166H209ZM234 165V167L232 168V166ZM235 165H238L239 166V170H238V168H237V172H236V175L234 174L235 172H234V168H236V167H238V166H235ZM44 166H46V167H44ZM55 166V167H54ZM60 166V167H59ZM62 166V167H61ZM76 166V167H75ZM142 166V165H141ZM43 167H44V169H43ZM51 167H52V169H51ZM68 167H70L69 169H68ZM115 167H117L116 169H115ZM125 167V166H124ZM127 167H128V165H127ZM207 167V168H206ZM216 167V168H215ZM41 168H42V170H41ZM50 168V169H49ZM79 168H81V169H79ZM165 168V169H164ZM213 168H214V170H213ZM232 168L233 169V171H232V169L230 170V169ZM46 169H49V170H46ZM64 169V170H63ZM77 169V170H76ZM93 169V170H92ZM127 168H125V170H126ZM145 170V171H143V170ZM167 169V170H166ZM63 170V171H62ZM74 170V171H73ZM81 170V171H80ZM86 170V171H85ZM112 170V171H111ZM132 172H131V171ZM151 172V170H152V172H153V175L151 174V176L152 177H150V175L148 176V173H150L149 171ZM159 170H160V177H159ZM161 170H163V171H161ZM164 170L166 171V172H164ZM225 170V171H224ZM257 170L258 171H260V172H257ZM45 171H48V172H50V173H46V176H45ZM57 171H59L58 173H57ZM95 171V172H94ZM116 171H118V172H116ZM140 171V172H139ZM230 171V172H229ZM91 172V173H90ZM134 172H136V173H134ZM202 172V173H201ZM239 172V173H238ZM247 172V171H246ZM92 175V178L89 176L90 174ZM95 173V174H94ZM97 173H99V175H101V174H103L104 176H106V174L108 175H110L111 176V174H112V176L114 177V178H110V177H104L102 180H104V182H106V183H104L101 179V182H99V180L98 179H96L98 176H96V178H95V175H97ZM127 173V174H126ZM134 173V174H133ZM142 173V174H141ZM147 173V174H146ZM158 173V174H157ZM165 175H164V174ZM224 173V174H223ZM226 173V174H225ZM258 173V174H257ZM115 174V175H114ZM117 174V175H116ZM124 176H123V175ZM130 174V175H129ZM136 174V175H135ZM141 174V175H140ZM155 174V175H154ZM158 175V177H157V175ZM230 174H232V176L230 175ZM234 174V175H233ZM253 174L255 175V176H253ZM132 175H134V176H132ZM256 175H257V177H256ZM44 179L43 181H45V182H43V183H45V184H43V185H45L44 187H43V185H42V182H41V177ZM111 176V177H112ZM126 176V177H125ZM130 176V177H129ZM136 176V177H135ZM145 176V177H144ZM154 176V177H153ZM201 176H202V178H201ZM214 176L215 177H217V178H214ZM87 177H88V179H87ZM101 178H102V175L100 176ZM123 177V178H122ZM128 177V178H127ZM179 177V178H178ZM200 177V178H199ZM212 177V178H211ZM247 177V176H246ZM85 178V179H84ZM94 178H95V180H94ZM99 178V177H98ZM110 178V179H109ZM122 178V179H121ZM126 178V179H125ZM131 178V179H130ZM137 178V179H136ZM142 178V179H141ZM144 178H145V180H144ZM147 178V179H146ZM151 178H154L155 180H157V182L155 181V182H153V186L155 185V183H156V185L154 186V187H152V185H151V188H152V190L154 191V192H152V190H150L149 189V186H150V183H148L149 182V180L151 179ZM158 178H159V180L161 181H158ZM178 178V179H177ZM211 178V179H210ZM228 178V179H227ZM233 178V180H229V179H232ZM252 178H254V179H252ZM91 179V180H90ZM165 179H168V182H167V180H165ZM199 179V180H198ZM215 179H217L216 180V182H215ZM239 179V180H238ZM258 179H260V180H258ZM262 179V180H261ZM38 180H40V181H38ZM79 180V181H78ZM89 180H90V183H89ZM93 180V181H92ZM97 180V181H96ZM113 180V182H111L110 183V181H112ZM169 180H171L172 181V184H171V181H170V183H169ZM179 181V184L177 183L178 181ZM209 180V181H208ZM237 180V181H236ZM256 181V182H254V181ZM21 181H23V182H21ZM36 181V182H35ZM163 181H166L165 182V184H166V187H168V189L165 187V184H164V182ZM174 181V182H173ZM221 181V182H220ZM236 181V182H235ZM32 182V183H31ZM39 182L41 183L40 185H39ZM82 182V183H81ZM94 182V183H93ZM99 182V183H98ZM102 182H103V184H102ZM117 182V183H116ZM128 183L127 185H126V183ZM135 182H137V183H135ZM145 182L146 183H148V184H145ZM238 182V183H237ZM252 182V183H251ZM22 183H23V185H22ZM31 183V184H30ZM85 183V184H84ZM87 183H88V185H87ZM96 183H98L99 185H100V187H99V185L98 184H96ZM109 183V184H108ZM123 184V186H122V184ZM160 183H162V184H160ZM167 183H169L170 185V187L168 186V184ZM212 183V184H211ZM221 183H222V185H221ZM234 183V184H233ZM255 183V184H254ZM258 183V184H257ZM262 183V184H263ZM35 184V185H34ZM76 184V185H75ZM111 184V185H110ZM124 184H125V186H124ZM230 184H232V185H230ZM246 184H247V186H246ZM21 185H22V187H21ZM38 185V186H37ZM86 185V186H85ZM95 185H97L98 187L96 188L97 189V191H96V189H95V191L93 192V190H94V188L95 187H93V186H95ZM107 185H108V187H107ZM116 187H115V186ZM148 185V186H147ZM162 185V186H161ZM174 185V186H173ZM178 185V186H177ZM226 185V186H225ZM239 185V186H238ZM40 186H42V187H40ZM85 186V187H84ZM140 186H142L141 188L142 189H139L140 188ZM158 186L159 187H162V188H158ZM229 186V187H228ZM232 186V187H231ZM243 186H246V188L244 187V189H246V190H244V191H242L243 189ZM252 186V187H251ZM258 187V189L256 190V187ZM74 187V188H73ZM93 187V189H91ZM121 187V188H120ZM157 187V188H156ZM175 187V188H174ZM90 188V189H89ZM147 188L148 190H150V194H146V193H149V191L147 190H145V189ZM164 188H165V190H164ZM208 188V189H207ZM221 188H222V190L224 189V193L223 192H220V193H222L221 195H222V197L219 195V197H218V199L220 198V199H223V197H224V195H225V190H227V192H228V194L225 196V198L224 199H228L229 198V202H230V200H231V198H232V200L231 201H236V202H234V203H237V200L234 198V196H236L237 195V199L239 198V196H238V193L241 191V193H242V195H241V197H240V199H243L244 200V198L246 199L245 201H242V200H238V201H241V203L243 202L244 203V206L246 205V202L247 201H251L249 204H248V202H247V208L244 210V208L243 207H241V210H244V212L243 211H239L238 210V212H236L237 210H235V209H238V208H240V206L238 205L239 204V202L237 203V205L236 204H234L233 202H231L230 203V207H228V205L227 204H225L224 202H221V204H219L220 205V207H216V205H214L213 206V203L212 202H214V200H216L217 201V199H215V197H217V194H218V190H220L221 191ZM236 188V189H235ZM241 188V190H239ZM248 188V189H247ZM255 190H254V189ZM48 189H49V191H48ZM73 189V190H72ZM98 189H100V190H102L101 191V193L99 192L98 194H94L95 192H98L99 190ZM120 189V190H119ZM137 189V190H136ZM160 189V190H159ZM251 189H253V190H251ZM259 189H260V191H259ZM51 190V191H50ZM77 190V191H76ZM89 190H91V191H89ZM122 190H123V193H122ZM135 190V191H134ZM230 190V191H229ZM231 190H233V191H231ZM54 191V192H53ZM113 193H112V192ZM116 191V192H115ZM146 191V192H145ZM159 191V192H158ZM163 191V192H162ZM193 191H191V192H193ZM237 191H239L238 193L235 192ZM48 192V193H47ZM50 192V193H49ZM77 192V193H76ZM135 194H134V193ZM161 192V193H160ZM230 192H232V193H230ZM253 192V193H252ZM260 192H261V194H260ZM84 193H86V194H84ZM107 193V194H106ZM108 193H109V195H108ZM140 193V194H139ZM151 193L153 194V195H151ZM195 193H197V194H195ZM215 193H217L216 195H214ZM219 193V194H220ZM244 193V194H243ZM249 193V194H248ZM259 193V194H258ZM46 194V195H45ZM54 194V195H53ZM74 194H75V196H74ZM82 194V195H81ZM92 196V197H94V198H92L90 195ZM104 194V195H103ZM108 195V198L110 197V198H114V200H112V199H108L107 197V199H108V203L109 204H107V206L108 205H110L111 206V208H113L112 207V204L115 202V205L118 207H116L118 210H116V208H113V215H111V214H107V215H104V218H105V216H106V218L105 219H102L101 220V217H102V215H100V214H98L99 212H101L102 211V209L100 210V207L98 206V205H100L102 202L101 201H99L101 198L100 197H102L103 196V198H105L104 196H106V195ZM114 194V195H113ZM119 194H120V197H119ZM125 194H126V196H125ZM128 194V195H127ZM142 194V195H141ZM158 194V195H157ZM224 194V195H223ZM246 194V195H245ZM252 194V195H251ZM101 195V196H100ZM112 195V196H111ZM148 195L151 197V196H153L152 198H150V197H148ZM195 195L197 196L196 198H194L195 197ZM208 195H210V196H208ZM240 195V194H239ZM51 196H53V197H51ZM55 196V197H54ZM78 196V197H77ZM100 196V197H99ZM124 196H125V198L126 199H124ZM132 196V197H131ZM135 196H137V197H135ZM156 196V197H155ZM247 196H248V198H247ZM253 196V197H252ZM74 197V198H73ZM84 197V198H83ZM99 197V198H98ZM128 197V198H127ZM129 197H130V199H129ZM142 197V198H141ZM244 197V198H243ZM45 198H47L46 200H45ZM79 200H78V199ZM87 198V199H86ZM90 198V199H89ZM102 198V200L104 201V200H106V199H103ZM119 198L121 199V200H119ZM135 198V199H134ZM141 198V199H140ZM144 198L146 199V202H145V200H144ZM148 198H150V199H148ZM155 198V199H154ZM157 198V199H156ZM201 198H203V199H201ZM93 199V200H92ZM97 199H99L97 202H101V203H97V205H96V200ZM118 199V200H117ZM128 199V200H127ZM140 199V200H139ZM195 199V201H193V200ZM235 199V200H234ZM39 200H41V201H39ZM76 202H75V201ZM82 200V201H81ZM132 200H133V202H132ZM260 200V201H259ZM43 201V202H42ZM85 201V202H84ZM107 201V200H106ZM105 201V202H106ZM113 201V203H111ZM135 201V202H134ZM162 201V202H161ZM195 202V203H193V202ZM205 201V202H204ZM228 201H226V203L228 202ZM105 202H103L102 204H104ZM127 202V203H126ZM156 202V203H155ZM159 202V203H158ZM192 202V203H191ZM228 202V203H229ZM258 202H260V203H258ZM50 203V204H49ZM53 203V204H52ZM85 203V204H84ZM123 203V205H125ZM198 203H199V205H198ZM200 203H202V204H200ZM211 203H212V206H211ZM214 203H216V202H214ZM224 203V204H223ZM242 203V204H243ZM253 203L255 204V205H253ZM41 204V205H40ZM44 204V205H43ZM86 204H87V206H86ZM101 204V206H103ZM106 204V203H105ZM121 204V205H120ZM192 204V205H191ZM205 204V205H204ZM233 204V205H232ZM37 205V206H36ZM79 205V206H78ZM114 204H113V206H115ZM120 205V206H119ZM130 205V204H129ZM128 205V206H129ZM131 205H133V204H131ZM130 205V206H131ZM142 204H139V207H140V209L142 210V206H144V205H142ZM155 207H154V206ZM191 205V206H190ZM202 205V206H201ZM223 205H224V208H225V205H227V207L229 208V210H230V213L228 214L227 213V211H225L224 210V208H223ZM258 205H260V207L258 206ZM82 206V207H81ZM96 206H97V208H96ZM136 206H138V205H136ZM153 206V207H152ZM159 206H161V207H159ZM235 206H238V208H236ZM42 207H43V209H42ZM79 207V208H78ZM120 207V208H119ZM132 207V206H131ZM134 207V206H133ZM145 207V210L147 209ZM189 207H190V209L191 210H189ZM214 208V210H213V208ZM215 207H216V209H215ZM38 210H37V209ZM46 208V209H45ZM76 208V209H75ZM102 208V207H101ZM110 208V209H111ZM199 208V209H198ZM261 208H262V210H261ZM45 209V210H44ZM50 211H49V210ZM77 209H79V210H77ZM210 209V210H209ZM218 209V210H217ZM256 209H259L260 211H261V213L260 214H262V216L260 215V216H258V214H256L255 212H257V210ZM112 210V209H111ZM144 210V211H145ZM148 210V209H147ZM150 210V209H149ZM149 210H148V212L147 211H145V213H149ZM208 210V211H207ZM235 210V213H237V214H235V213H233L232 214V211H234ZM248 210V211H247ZM249 210H251V211H249ZM252 210H255V212L254 211H252ZM94 211V212H93ZM95 211L97 212L98 211V213L96 214L95 213ZM221 211V214L219 213ZM247 211V212H246ZM73 212H74V214H73ZM78 212V213H77ZM188 212V213H187ZM192 212H193V214H192ZM247 214H246V213ZM34 213V214H33ZM70 213H72V214H70ZM156 213V212H155ZM155 213H154V217H157V216H155ZM161 215H160V214ZM187 213V214H186ZM223 213V214H222ZM54 214V215H53ZM95 214V215H94ZM119 214V215H120ZM184 214H186V215H184ZM244 214V215H243ZM253 214V215H252ZM48 215V216H47ZM94 215V216H93ZM118 215V214H117ZM116 215V216H117ZM118 215V218L120 217ZM192 215V216H191ZM218 215H220V216H218ZM237 215V216H236ZM247 215H250V216H248V217H246ZM257 215V216H256ZM35 216V217H34ZM41 216H43V217H41ZM56 216V217H55ZM78 216V217H77ZM91 216H93V217H91ZM109 216V217H108ZM129 216H131V215H129ZM133 216V215H132ZM191 216V217H190ZM231 216H233V217H231ZM242 216V217H241ZM258 219L259 217V219L257 220L255 217ZM45 217V218H44ZM51 217V218H50ZM91 217V218H90ZM96 217V218H95ZM100 217V219H98V218ZM109 219H108V218ZM113 217H115V219H113L112 220V218ZM134 217V216H133ZM180 217V218H179ZM231 217V218H230ZM245 217H246V219L248 220L247 222H248V224L247 223H245L244 221V219H245ZM38 218H42V219H38ZM44 218V219H43ZM132 217H129V220L127 221L128 222V224H131L130 223V219H131ZM198 218V219H197ZM224 218V219H223ZM244 218V219H243ZM263 218V219H262ZM93 219H95V220H93ZM97 219H98V221H97ZM177 219H179V220H177ZM190 219V220H189ZM192 219V220H191ZM227 219H228V221H227ZM250 219H253L252 221L250 220ZM50 220V221H49ZM132 220H134V218H132ZM132 220H131V222H132ZM222 220H224V222L222 221ZM233 220V221H232ZM239 220V219H238ZM102 221V222H101ZM112 221V222H111ZM117 221V222H116ZM121 221V223H122V220H120ZM178 221V222H177ZM215 221V222H214ZM219 221V222H218ZM255 221H257V222H255ZM92 222V223H91ZM99 222H101L100 224H99ZM181 222H183V227L181 226L180 227V229H181V231L180 232H178L179 231V229L177 230V229H175V228H179V224L181 225L182 223ZM214 222V223H213ZM229 222V223H228ZM176 224L177 225V223H178V227L177 226H173L174 224ZM218 223H219V225H218ZM237 223H239V222H236V224ZM88 224L90 225V226H88ZM111 224V225H110ZM170 224V223H169ZM185 224H187V225H185ZM210 224H211V226H210ZM220 224H223V225H220ZM246 226H245V225ZM260 224V225H259ZM32 225V226H31ZM37 225V226H36ZM96 225V226H95ZM108 225V226H107ZM119 225V226H118ZM132 225V224H131ZM152 225H154L153 223H151V226ZM185 225V226H184ZM252 225V226H251ZM97 227V228H95V227ZM128 225L126 224V228H128L127 227ZM150 226V227H151ZM214 226V227H213ZM217 226H221L220 228H221V231L222 232H220V228L219 227H217ZM35 227H38V228H35ZM173 227H174V229L175 230H177V232H175V233H179V234H174V229H173ZM185 227H186V229H185ZM193 227V228H192ZM238 227V228H239ZM258 227H260V228H258ZM28 228V229H27ZM90 228V229H89ZM124 228V227H123ZM122 228V229H123ZM125 228V229H126ZM130 228H129V230H130ZM135 229L137 228V226L136 227H134ZM133 228V229H134ZM140 227H138V229H139ZM151 228H154V226L153 227H151ZM189 228V229H188ZM236 228H237V226H236ZM237 228V229H238ZM41 229V230H40ZM93 229V231H91ZM106 229V230H105ZM219 229V230H218ZM236 229V230H237ZM245 229V230H244ZM26 232V231H28L27 232V234L26 233H24V231ZM32 230V231H31ZM44 230V231H43ZM91 232V233H89V234H87L89 231ZM104 230V231H103ZM145 230V231H146ZM152 230V229H151ZM191 231V232H189V234H188V232L187 233H184V232H186V231ZM209 230V231H208ZM213 230V231H212ZM217 230H218V232H217ZM225 230V231H224ZM21 231V232H20ZM23 231V232H22ZM114 231V232H113ZM171 231V234L169 233ZM172 231H173V234L174 235H172ZM211 231V232H210ZM214 231H216V232H214ZM227 231V232H226ZM232 231V232H231ZM47 232V233H46ZM94 232H95V234H94ZM97 232V233H96ZM140 232V233H139ZM197 232V233H196ZM225 232V233H224ZM238 232L239 233H242V234H240V236H243V238L241 237V238H239L240 240H241V242H240V245H238L239 247H241V249H242V251H240V253H241V256H242V254H244L243 255V258H241L240 259V257L238 256V254H240L239 253V251L237 252V253H235L237 250L235 249V248H233V252H232V247H230V249H229V247L227 246L228 244L227 243H225V244H223L222 242H224V240H225V238L224 237H226V236H229V238L231 237L232 238V236H234L235 234H237V236L239 235L238 234ZM22 233H24V234H21ZM34 233V234H33ZM39 233V234H38ZM134 233V234H133ZM139 233V234H138ZM196 233V234H195ZM205 233V234H204ZM207 233V234H206ZM211 233V234H210ZM222 233V234H221ZM261 233L263 234L264 233V231H261ZM29 234L30 235H32V237L31 236H29ZM46 234H47V236H46ZM62 234V235H61ZM92 234V235H91ZM94 234V235H93ZM99 234V235H98ZM118 234V235H117ZM133 234V235H132ZM137 236H136V235ZM183 234V235H182ZM185 234V235H184ZM193 234V235H192ZM215 234L216 235H219V238L220 239H218L217 240V236H216V238L215 239H212L213 237H215ZM224 234V235H223ZM234 234V235H233ZM7 235V236H6ZM26 235V236H25ZM59 235H60V237H59ZM102 235V236H101ZM108 235H110V236H108ZM138 235H140V237L138 236ZM141 235H142V239H141ZM176 235H178V236H176ZM186 235H188V236H186ZM200 235V236H199ZM8 236H10V237H8ZM23 236V237H22ZM30 237V239H29V237ZM94 238H93V237ZM134 236V237H133ZM150 236V241H149V237ZM175 236V237H174ZM181 236V237H180ZM183 236V237H182ZM236 236V235H235ZM21 238V240H20V238ZM34 237V238H33ZM42 237V238H41ZM98 237L100 238V239H98ZM107 237H109V238H107ZM111 237H113V238H111ZM115 237V238H114ZM172 237V238H171ZM191 237V238H190ZM210 237V238H209ZM26 238V239H25ZM28 238V239H27ZM38 238V239H37ZM40 238V239H39ZM102 238V239H101ZM104 238V239H103ZM111 238V239H110ZM124 238V239H123ZM132 238V239H131ZM148 239V242H149V245H147L146 243H148L147 242V239ZM179 238H180V240H179ZM181 238L183 239V240H181ZM196 238V239H195ZM228 237L226 238V240L227 239H229ZM231 238L229 239V240H231ZM233 238H235V237H233ZM261 240L259 241V242H256L255 241V243H253V242H251V243H253L252 244V246H254V248H256L257 247V251L259 252L260 251V247H262L263 248V245H264V235H262L261 236ZM9 239V240H8ZM25 239V240H24ZM87 239V240H86ZM107 239V240H106ZM145 239V240H144ZM175 239L177 240L178 239V241H175ZM190 239H191V241H190ZM223 239V240H222ZM236 240H238L237 239V237L235 238ZM235 239H232L233 241H236ZM248 239V238H247ZM18 240V241H17ZM20 240V241H19ZM110 242H109V241ZM115 240H117L116 242H115ZM132 240H134L133 242H132ZM152 240H153V242H152ZM204 240V241H203ZM215 240H216V242H215ZM220 240H222V242H220L221 243V245L223 246V245H226L227 247H222L221 245L220 246H217V248H215L217 251H215V249H214V245H216V244H214V243H217L218 241H220ZM242 240H243V242H242ZM7 241V242H6ZM39 241V242H38ZM102 241H104V243L102 242ZM107 241H108V243H107ZM135 241H137V243H135ZM146 241V243H144ZM170 241V242H169ZM200 243H199V242ZM201 241H203V242H201ZM239 241V240H238ZM263 241V242H262ZM45 242H47V243H45ZM132 242V243H131ZM140 242V243H139ZM193 243L194 242V244H191V246H189V243ZM212 242H214V243H212ZM226 242V241H225ZM260 242H262L263 244H262V246H259V243ZM121 243H123L122 244V246H121ZM156 243V244H155ZM174 243V245H172ZM182 243V242H181ZM180 243V244H181ZM187 243H188V246H187ZM210 243H212V244H214V245H211ZM230 243H231V241H229V245H230ZM237 244H239L238 242H236ZM235 242L234 243H232V244H236ZM242 243V244H241ZM250 243V244H251ZM104 244H106V246H108L107 247V249H106V246L104 245ZM111 244V245H110ZM128 244H129V246H128ZM143 244V245H142ZM162 244V243H161ZM161 244H160V250H161V248H162V246H161ZM167 244V245H166ZM198 244V245H197ZM204 244V245H203ZM210 244V245H209ZM219 244V243H218ZM231 244V245H232ZM244 244H246L245 246H243ZM249 244V246H251ZM125 245V246H124ZM133 245V246H132ZM145 245V246H144ZM169 245H172L171 247L169 246ZM206 245V246H205ZM30 246V247H29ZM110 246H111V248H110ZM138 246L140 247V246H142V248H138ZM159 245H157L156 247H155V249L156 250H158V251H155V249H154V253L152 254V256H150L151 254H148L147 256H149V257H147V258H145L146 260H143L144 262H142L141 261V264H156L157 262H158V258H163V260H165V261H161V262H165V264H166V259H164V258H167V260L169 259V256L168 255H164V257H160V256H163L161 253V251L159 250V248H157ZM165 246H163V247H165ZM233 246V245H232ZM256 246V247H255ZM44 247V248H43ZM114 247V248H113ZM122 247V248H121ZM154 247V246H153ZM170 247V248H169ZM186 247H188V248H186ZM191 247V248H190ZM218 247H221V248H218ZM235 247V246H234ZM239 247H236V248H238L239 249ZM131 248V249H130ZM137 248H138V250H137ZM198 248V249H197ZM199 248H200V250H199ZM201 248H202V250H201ZM203 248H207V250L205 249H203ZM225 248V249H224ZM227 248V249H226ZM114 249V250H113ZM126 249V250H125ZM130 249V250H129ZM152 249V248H151ZM187 249V251L189 250L190 251V249H191V252L192 253H190L189 251L187 252V251H185ZM211 249H213L212 251H211ZM218 249H219V251H218ZM222 249V250H221ZM247 249H249V251L247 250ZM253 249V248H252ZM73 250V251H72ZM74 250H76L75 252H74ZM128 250V251H127ZM142 250H145L144 252L145 253H141L140 251H142ZM193 250V251H192ZM196 250V251H195ZM204 250V251H203ZM221 250V251H220ZM226 250H227V252H228V254H227V252H226ZM248 251V252H246V251ZM82 251V252H81ZM84 251V252H83ZM118 251V252H117ZM122 251V252H121ZM135 251V252H134ZM137 251V252H136ZM152 251V250H151ZM171 251H172V249H171ZM171 251H170V254H171ZM183 251H184V253H183ZM209 251H211V252H209ZM244 251H245V253H244ZM264 251V250H263ZM129 252H130V254H129ZM135 254V253H139L138 255H140V256H136V254L135 255H133V253ZM153 252V251H152ZM157 254H156V253ZM168 252V251H167ZM195 252H197V253H195ZM202 252V253H201ZM208 252V253H207ZM222 252V253H221ZM67 253V254H66ZM80 253V254H79ZM83 253V254H82ZM151 253V252H150ZM211 253H213V254H211ZM133 256H132V255ZM143 256H142V255ZM167 254H169V253H167ZM183 254V255H182ZM189 254V255H188ZM190 254H192V256L190 255ZM205 254V255H204ZM218 254V255H217ZM237 255V256H232V255ZM259 254H261V256H262V258L263 259H260L261 258V256L259 255ZM110 255V256H109ZM126 257H125V256ZM130 255V256H129ZM210 255V256H209ZM220 255V256H219ZM228 255V256H227ZM247 255H249V254H247ZM74 256V257H73ZM77 256H79L80 258H78ZM105 256H106V259H104L105 258ZM134 256H136L137 257V259H136V257L134 258ZM154 256V257H153ZM158 258H157V257ZM166 256V257H165ZM168 256V257H167ZM193 258V262L194 263H191L192 262V260H190L189 258H191V257ZM198 256H199V260L198 259H196V258H198ZM216 256V257H215ZM257 256H259V258L258 257H256V256H254V257H256V259H253V260H251V261H253L254 263H252V264H255V262H256V264H261L262 262L261 261H263L264 260V253L262 254V253H258L257 254ZM77 257V258H76ZM108 257H110V258H108ZM128 257V258H127ZM139 257V258H138ZM141 257V258H140ZM143 257V258H142ZM156 257V258H155ZM223 257V258H222ZM227 259H226V258ZM235 259H234V258ZM237 257V258H236ZM75 258H76V260H75ZM122 259V261H121V259ZM125 258V259H124ZM153 258V259H152ZM202 258V259H201ZM214 258V259H213ZM230 258V259H229ZM82 259V260H81ZM110 259V260H109ZM151 259V260H150ZM195 259V260H194ZM203 259H206L205 261H203ZM212 259V260H211ZM224 259V260H223ZM233 259V260H232ZM261 261H260V260ZM72 260H75V261H72ZM79 260V261H78ZM190 260V261H189ZM201 260V261H200ZM214 260V261H213ZM232 260V261H231ZM236 260V261H235ZM254 260H256V261H254ZM65 261V262H64ZM76 261L78 262V263H76ZM125 263H124V262ZM129 261H127V264H132L131 262L130 263H128ZM135 263H134V262ZM153 261H154V263H153ZM155 261H157V262H155ZM160 261V260H159ZM203 261V262H202ZM211 261H213L212 263H211ZM228 261V262H227ZM260 261V262H259ZM73 262V263H72ZM116 262V263H115ZM145 262H147V263H145ZM218 262V263H217ZM140 264V263H139ZM158 264V263H157ZM244 264H245V262H244ZM263 264H264V261H263Z\"/></svg>", "mask_w": 264, "mask_h": 264}, {"label": "bare ground", "instance_id": "obj_2", "mask_svg": "<svg viewBox=\"0 0 264 264\" xmlns=\"http://www.w3.org/2000/svg\"><path fill=\"white\" fill-rule=\"evenodd\" d=\"M11 1V0H10ZM16 1V0H15ZM23 1V0H22ZM89 1V0H88ZM188 1H191V0H187V2ZM197 1V0H196ZM209 1V0H208ZM224 0H210L209 1V3L207 4V3H205V4H207L206 5V8L204 9V11L202 12V8H201V12H200V22L202 21L204 24H205V26H203V28H206L207 30H210V31H218L217 30V24H219L218 22H219V18H220V15H221V12L219 11V5H221L222 3H224L223 2ZM229 1V0H228ZM232 1V0H231ZM236 1V0H235ZM241 1V0H240ZM249 1H251V0H249ZM74 2H75V0H74ZM79 2V1H78ZM77 2V3H78ZM83 3H80L78 6L79 7H83L84 5H86L85 3H86V1H85V3H84V0L82 1ZM97 2V0H95V3ZM141 2V1H140ZM181 2V1H180ZM233 2V1H232ZM237 2V1H236ZM245 2V1H244ZM243 2V3H244ZM1 3H3V2H1ZM6 3V2H5ZM76 3V2H75ZM91 3H92V1H91ZM136 3V4H135ZM138 3H139V1H138ZM142 3V2H141ZM150 3V2H149ZM184 2H182V4H183ZM189 4H193V3H195V1H193L192 3H190V2H188ZM199 3H201L200 1H199ZM198 3V4H199ZM242 3V2H241ZM242 3V4H243ZM61 4V3H60ZM88 4V3H87ZM93 4H94V1H93ZM184 4H186V3H184ZM234 4V3H233ZM239 3L237 2V5H238ZM241 4V5H242ZM6 5H8V4H6ZM5 4L4 5H2V6H6ZM67 5V4H66ZM91 6V8L90 9H92L93 8V6L95 7V5H96V8H95V10L97 9V12H94V13H97V16H96V14H95V16L98 18V21L95 19L94 21H96V22H98V23H96V25L97 26H95L94 24H95V22H92V23H94L93 25H94V27H95V30L94 31H96L95 33H94V31H93V33H91L90 32V34H91V37L93 36L92 34H98V36H97V38L96 39H98L97 40V44L96 43H94L95 45L93 46V44H90V47H95L96 45H98L99 46V48H101V51H102V48H106V47H108L109 45H110V43H109V41H110V39L112 40V38H113V42H114V38H116V42H117V44H118V42H120L121 40H122V42H124V45L126 44L127 46H128V44H132V46H134V47H136V48H138V47H140V46H143V44H142V42L144 41V40H142V37H141V33H139V32H134V31H136V30H134V31H131V32H122V30H121V28H122V26L124 25V26H126L128 29H130L129 27H132V26H134L133 24H137L139 27L141 26V27H143L144 28V26L143 25H145V29H146V25H148V30H149V33H148V31H147V33L148 34H150V38H148L149 40L147 41V40H145L146 42H145V46L148 48V51L149 50H151L152 51V57L154 56L158 61V63H159V65L157 64V67L159 66V68L160 69H158L159 71V75L158 74H156V75H158L159 76V78L158 77H154L153 75V78L155 79V81H154V79H153V81H151V82H145V80H147V79H145V73L143 72V69H141V66L140 65H142V63H140V62H138V60L140 59L139 58V56H138V59H136V56L134 55V53H133V56H130L129 55V57L128 56H126V54H125V57H124V59L122 58V57H118L119 58V62L121 61L120 59L122 58L123 60L121 61V64L120 65H118V61L117 62H115V64H117L118 65V67H116V66H114L113 64H111L112 66H114V67H116V68H120V69H125V68H130V69H128V71H126L125 73H124V75L122 74V75H120L119 76V74H117V75H115V76H117L118 77V79L120 80V81H118V82H120L119 84H118V86H117V89L120 91V93H122V97H121V100H120V105H119V103H118V105H117V110L119 109V107H120V114H119V116L118 117H121V122H122V124L123 123H127L128 125H130L132 128L130 129V131H124V132H126L127 134H126V136H125V138L124 139H122L121 141L119 140V139H117V138H120V136H124L123 134H124V132H122V135L120 134L121 132L119 131V134L117 135L116 133H117V131H116V133L115 132H113V133H115V135L114 134H112V131H110L111 132V137H108L107 135L109 134H107V132H106V134H105V130H102V132L104 131V133H103V135H106L105 137H103V135H100V137L102 138V141L96 146V144L98 143V139H97V142L95 141V143L96 144H94L95 145V148H93L94 149V151L96 150V152H97V154H98V151L97 150H99V152H101V151H103V153L104 152H106L105 154V158H104V160L103 159H100V158H103V156L101 155L100 156V160H103V162H102V164L101 163H99V165H98V167L99 168H97V170L98 169H100V170H98V172H101L102 173V169H103V173L104 172H108L110 169V167H112V165H114V164H117V161L119 160L118 158L120 157L121 159H120V161L122 162L121 163V166L122 167H120V166H118L119 164H117V166L120 168V170H121V168L122 169H124L123 171L125 172H129V169H132V168H135V169H137L138 167H139V165H140V168L141 167H143L144 169H149L150 168V164H152L151 165V167L153 166V162L155 163V167L157 166V164H156V161H157V163L158 162H160V160L162 159L164 162H165V164H166V167L168 166V168H170V169H166L168 172H169V170H171L169 173H168V175L169 176H166V177H164V178H168V177H170L169 179H173V178H175L176 179V177H174L175 175H179L181 178L179 179V181H180V185H179V187H178V190L177 191H167L166 192V194H164V196L163 195H161V197H164L163 198V206H162V209H161V213H162V211H163V213H162V215L161 216H159V215H156V214H158V210L160 209H157V210H154V209H152L151 210V201L153 200V196H149L148 195V197H150V198H152L151 199V201H150V205H149V208L148 207H146L145 205L147 204V206H148V204H149V200H147V202L148 203H139L138 202V204L136 203V204H134V203H128V204H125L124 203V201H122L125 205H123V203H122V208H124L123 209V213H122V215L119 213L120 211L117 209L118 207L115 205V202L113 203V201L111 202V203H113L115 206H113V204H112V207L113 208H116V210H118V211H116L115 213H117L120 217L118 218V215L117 214H114L113 212L115 211H113V208H111V206L110 205H108L107 206V204H109L108 203V199L110 200V199H112V198H108V195H109V193H108V195H106V196H104L105 198H103V196L102 197H100L101 199L99 200V199H97L96 200V205H97V203L99 204V203H103V202H105L106 200V204L104 203V204H102L103 206H101V204L100 205H98L99 207H100V210L102 209V211L101 212H99L98 213V211L96 212L95 211V213L97 214H100V215H102V217H101V220L102 219H105L106 218V216H105V218H104V215H107V214H111V215H115V217L117 218L116 220H122V223H121V221L119 220V222H120V226L119 227H121L122 225H123V227H121L120 228V230L119 231H121V233L122 232H124V238H125V236L126 235H128V236H130L129 234H128V232L129 231H131V228L130 227H136L137 226V228L135 229H133L132 228V231H135V230H141V228H142V230H143V228L145 227V224H146V228H147V225L149 224L150 226H151V223H153L154 225H152L151 227H153L154 226V228H151L150 226L148 227V230L150 229V236L154 239V237L156 236V238L155 239H157V241H163L164 242V240H162V238L164 239V237H166L165 235H167V233H168V231L170 230L169 228V226L171 225V223L173 222V220L174 219H176L178 216H181V219H186V217H182V212H184L185 213V210H187L188 209V206H189V204H190V201H191V197H192V194L194 193V184L196 185V181H197V174L199 173V171L201 170V168H203L202 166H204V160L206 159L207 160V158H205V156H204V150H203V145H202V143H201V133L202 132H204L203 130H202V127H204L203 125H201L202 124V122L200 123V120L198 119L199 118V116L201 115V113L203 112L202 111V109L201 108H203L202 107V105H203V103H209V99H208V102H206V100H205V102H203V100H204V95H206L207 96V94L206 93H211V92H215V94H216V92H220V94L222 93L223 94V96L222 97H224V92H226L225 90H229L228 89V87H230V84H232V83H230L231 81L230 80H232L233 78H229L230 76H231V74H233V72H235V71H233L232 73H230V71L231 70H229V67H230V65L233 67V65L234 64H236V66H237V64H239L240 65V67H239V65H238V67H236V66H234V68H235V70H236V72L238 73L239 71L238 70H243L244 69V71H245V68H246V70H248V68L247 67H250V66H248L249 64H253V62L255 63V64H253V66L254 65H256L255 66V69H256V72H257V70H259L260 68H261V65H263L264 66V64H262L263 62V58H264V1L262 0H253L251 3H246V5H244V6H246L247 7V9H245V10H242V11H240V9L238 8V7H236L237 9H235V8H233L234 10H228V12H232V14H231V17H230V15H229V17L231 18H229L230 20H232V19H234L233 21H235V22H233L232 21V23L234 24V23H236V24H234L235 25V27H234V29L232 30V31H234V30H237L238 28H236V25H238L239 26V28H241V30H242V32H240V34H238V33H236L237 34V36H236V38H235V40L233 41L234 43L232 44V46L231 47H229V48H224V50H226L225 52H226V55H225V57H226V60H227V62H228V64H227V66H226V64H225V61H223V63H220L219 62V64H217V62L216 63H214L218 68H220V69H218V70H216V69H214V68H212L211 67V60L210 59H212V61H213V59L215 58V61H218V60H216L219 56L217 55V54H219L220 52H221V50H216L217 49V47H216V45L214 46L215 47V49H214V47H213V42H210V43H212V44H210V45H208V46H206V47H202V49L201 50H199L200 48H201V46L199 47V49L198 48H196V45L194 46V48L193 49H198L199 51L197 52V54L194 52V51H192V52H194L195 54H196V56L194 55H190V56H193V59H194V57H196L195 59H194V62H193V65L194 66H192V64H191V66H190V62H191V60H187V58H186V60L183 58V55L182 54H186L185 53V51H184V53H182V54H180L179 53V48H176L175 49V47L173 48V44L175 45V42H176V44H178L177 42H181V41H183L185 38H183L185 35H186V32H187V30H188V28L189 27H191V26H189V25H184V23L182 22V21H180V19L177 21V19L179 18L177 15H174V14H172L174 17L175 16H177V17H175V18H177L176 20L174 19V17L172 16V15H170V14H164V13H158V11H159V8H157L154 4H152V2L150 3V5L148 6L147 4L146 5H143V9H140V11H137L136 10V6H137V0H98V2H97V4H94L93 6H92V4H90ZM172 5H174V4H172ZM194 5V4H193ZM230 5V4H229ZM240 5V4H239ZM238 5V6H239ZM1 6V7H2ZM77 6V5H76ZM145 6H147V7H145ZM176 6V5H175ZM191 6V5H190ZM189 6V7H190ZM201 6V5H200ZM243 6V5H242ZM14 7V6H13ZM85 7H87V5L85 6ZM138 7H141V6H138ZM185 7V6H184ZM233 7H235V6H233ZM5 8H7V7H5ZM76 8V7H75ZM142 8V7H141ZM162 8V7H161ZM170 8V7H169ZM180 8V7H179ZM194 8V7H193ZM222 8H223V5H222ZM230 8H231V6H230ZM242 8V7H241ZM54 9V8H53ZM64 9V8H63ZM69 9V8H68ZM86 9V8H85ZM115 10V12H116V10H118L119 12H121L122 14H123V16H121L120 18H122V26L120 27L118 24L117 25H115V24H113L112 23V15H113V13H114V11H113V13L111 14V12H112V10ZM168 9V8H167ZM243 9V8H242ZM3 10V9H2ZM94 10V9H93ZM164 10V9H163ZM57 11V10H56ZM78 11V10H77ZM198 11H200V10H198ZM6 12V11H5ZM11 12V11H10ZM69 12H71L70 11V9H69ZM0 13H2V12H0ZM49 13V12H48ZM59 13H61V12H59ZM79 13H80V11H79ZM175 13V12H174ZM189 13V12H188ZM11 14V13H10ZM63 14H65V13H63ZM69 14H71V13H69ZM92 14V13H91ZM119 14V13H118ZM185 14V13H184ZM202 14V15H201ZM39 15H41V14H39ZM46 15V14H45ZM48 15V14H47ZM116 15V14H115ZM119 15H121V14H119ZM181 15H183V14H181ZM187 15V14H186ZM198 15V14H197ZM226 15V14H225ZM61 17H63V15H60ZM68 16V15H67ZM126 16V17H125ZM1 17V16H0ZM39 17H41V16H39ZM54 17V16H53ZM95 17V18H96ZM191 17V16H190ZM193 17V16H192ZM35 18V17H34ZM78 18V17H77ZM114 18H116L115 16H114ZM124 18V19H123ZM185 18H188V16L187 17H185ZM222 18V17H221ZM32 19V18H31ZM41 19V18H40ZM56 19H58L57 21H56ZM55 19V22L53 21V23H56L57 24V22L59 21V19H60V17L58 16V18H56ZM183 19V18H182ZM225 19H227V18H224L223 20H225ZM46 20V19H45ZM89 20V19H88ZM92 20H93V15H92ZM114 20V19H113ZM199 20V19H198ZM230 20H229V22H230ZM47 21V22H46ZM45 21V23H42V24H47L48 22H51V20L50 21H48V18H47V20ZM117 21V20H116ZM193 21V20H192ZM221 21V20H220ZM226 21H228V20H226ZM118 22V21H117ZM196 23H199V22H196ZM196 23H195V25H196ZM31 24V26L30 27H32V23H30ZM82 24V23H81ZM90 24V23H89ZM100 24V25H99ZM187 24V23H186ZM21 25V24H20ZM35 25H36V23H35ZM86 25V24H85ZM113 25H115V26H117V27H113ZM132 25V26H131ZM136 25V26H137ZM222 25H224V24H222ZM227 25H229V23L227 24ZM40 26V25H39ZM82 26V25H81ZM84 26V25H83ZM90 26V25H89ZM123 26V29H125L126 27H124ZM189 26V27H188ZM221 26V25H220ZM237 26V27H238ZM241 26V27H240ZM27 27H28V25H27ZM37 27V26H36ZM80 27V26H79ZM101 28V30H100V28ZM140 27V28H141ZM186 27H188V28H186ZM194 26L192 25V28H193ZM25 28H26V26H25ZM33 28V27H32ZM38 28V27H37ZM86 28V27H85ZM88 28V27H87ZM92 28V27H91ZM98 29V31H99V33L97 32V29ZM199 28V27H198ZM203 28H202V30H203ZM236 28V29H235ZM31 29V28H30ZM218 29H219V27H218ZM220 29H221V27H220ZM219 29V30H220ZM226 29V28H225ZM33 30H35V27H34V29ZM88 30H90V29H88ZM93 30V29H92ZM190 30V29H189ZM188 30V31H189ZM193 31H194V29H192ZM223 29H221V31H222ZM27 31V30H26ZM46 31V30H45ZM125 31V30H124ZM142 31V30H141ZM204 31V30H203ZM206 31V30H205ZM227 31H229V29L227 30ZM240 31V30H239ZM239 31H237V32H239ZM32 33H33V31H31ZM35 32V31H34ZM37 32V31H36ZM189 32H191V31H189ZM197 32L198 31H196V34H197ZM201 32V31H200ZM208 31H206V33H207ZM219 32V31H218ZM226 32V31H225ZM225 32H221L222 34L221 35H223ZM236 32V31H235ZM38 33V32H37ZM192 33V35L193 34H195V33H193V32H191ZM190 33V34H191ZM213 33H215V32H213ZM217 33V32H216ZM229 33H231V32H229ZM36 34V33H35ZM80 34V33H79ZM83 33H81V35H82ZM84 34H85V32H84ZM101 36H100V35ZM183 34H185V35H183ZM187 34H189V33H187ZM188 35L189 36V38L191 39H193V36H191V35ZM200 34V33H199ZM202 34V33H201ZM204 34V33H203ZM227 34V33H226ZM235 34V35H236ZM27 35V34H26ZM86 35H89V33H87ZM86 35H82V37H84V38H86L87 36ZM205 35H207V34H205ZM210 35V34H209ZM234 34H233V37L235 36ZM14 36V35H13ZM30 36V35H29ZM34 35H32V38H34L33 37ZM102 36H105L106 38H104V37H102ZM114 36V37H113ZM115 36H117V37H115ZM149 36V35H148ZM179 36H182V38L181 37H179ZM218 36V35H217ZM229 36V35H228ZM232 36V35H231ZM9 37V36H8ZM27 37V36H26ZM90 36H89V38H91ZM100 37H102V38H100ZM196 37V36H195ZM210 37V36H209ZM213 37V36H212ZM221 37V36H220ZM223 37V36H222ZM5 38V37H4ZM11 38V37H10ZM36 38V37H35ZM88 38V39H89ZM200 38V37H199ZM208 38V37H207ZM231 38V37H230ZM26 39V40H25ZM24 39V41L23 42H26L27 41V39L28 38H25ZM83 39V38H82ZM92 39H95V37L93 36V38ZM99 39H100V41H99ZM104 39H109V40H107V42H104L105 40ZM119 39H121L120 41H119ZM180 39H183V40H180ZM205 39V38H204ZM212 39H214V38H212ZM223 39V38H222ZM22 40V39H21ZM34 40V39H33ZM56 40V39H55ZM58 40V39H57ZM60 40V39H59ZM101 40H103V41H101ZM203 40V39H202ZM202 40L200 41V42H202ZM210 40V39H209ZM224 40V39H223ZM9 41V40H8ZM82 41V40H81ZM79 42V43H82V42ZM85 41V40H84ZM93 41H96V40H93ZM186 41V40H185ZM185 41L183 42V43H185ZM192 41V40H191ZM195 41V40H194ZM204 41V40H203ZM214 41V40H213ZM216 41V40H215ZM12 42H14V41H12ZM59 42V41H58ZM88 42H90V40L88 41ZM187 42H189V40L187 41ZM217 42V41H216ZM215 42V43H216ZM219 42H220V40H219ZM218 42V43H219ZM223 42V41H222ZM221 42V43H222ZM37 43V39H35L34 40V42L33 43H30L29 41L27 42V44H24L25 46L26 45H31L32 44V46H34L33 44H36ZM51 43H53V42H51ZM57 43V42H56ZM77 43V42H76ZM76 44V45H80L81 46V44ZM108 43H109V45H108ZM196 43V42H195ZM198 43H199V41H198ZM203 43V42H202ZM5 44V43H4ZM12 44H14V43H12ZM60 44V43H59ZM69 44V43H68ZM67 44V45H68ZM75 44V43H74ZM73 44V45H74ZM115 44V43H114ZM116 44V45H117ZM120 44H122V43H120ZM120 44H118L119 46H120ZM142 44V45H141ZM208 44V43H207ZM220 44V43H219ZM225 44H226V41H225ZM230 44H231V42H230ZM229 44V45H230ZM7 45H8V43H7ZM21 45V44H20ZM53 45V44H52ZM86 45V44H85ZM106 47H105V46ZM108 45V46H107ZM124 45H123V48H124ZM181 45H182V42H181ZM181 45L179 44L178 46L179 47H181ZM190 44H188V46H189ZM2 46V45H1ZM9 46V45H8ZM15 46V50L14 51H16V47H17V45H16V43L12 46V47H14ZM72 46V45H71ZM71 46H70V48H71ZM82 46H83V44H82ZM81 46V49H80V47H78V48H73L72 47V49H70V48H67V49H70V50H72V51H76V49L78 50L76 53L75 52H67L66 53V56H67V54H68V59L66 58V59H63V57H61V58H59V57H57V61H55V62H57V63H55V65L57 64V65H61L62 66V69H61V71L63 70V68H64V70H63V72H64V74H65V71H66V69L67 68H69L70 69V67L72 68V70H73V67H76L77 68V66H79L80 65V63L81 64H83L82 62H84L85 61V59L87 58V57H89V55L92 53H90V52H88L87 53V55H85V53H84V50H82L83 49V47ZM98 46H96V47H98ZM101 46H103V47H101ZM177 46V45H176ZM191 46V45H190ZM193 46V45H192ZM198 46V45H197ZM35 48H36V46H34ZM60 47V46H59ZM74 47H75V45H74ZM117 47V46H116ZM218 47H219V45H218ZM225 47V46H224ZM9 48V47H8ZM22 48V47H21ZM27 48H28V46H27ZM26 47H25V49H24V51L23 52H25V51H27L28 49H27ZM57 48H58V45H57ZM84 48H86L85 46H84ZM99 48H98V50H99ZM125 48H128V47H125ZM129 48H130V46H129ZM171 48H173V49H175V50H177L178 49V51H174L173 49H171ZM183 48V47H182ZM186 49H190L189 47L187 48V46L185 47ZM23 49V48H22ZM31 49H33L32 47H30V49L29 50H31ZM63 49V48H62ZM95 49V48H94ZM104 49H103V51H104ZM121 49V48H120ZM131 49V48H130ZM184 49V48H183ZM182 49V50H183ZM192 49V50H193ZM219 49V48H218ZM9 50H12V48L11 49H9ZM35 50V49H34ZM56 50V49H55ZM70 50H67V51H70ZM90 50V49H89ZM93 50V49H92ZM173 50V51H172ZM214 50H216V53H215V55H213V52H214ZM222 50H223V46H222ZM224 50L222 51L223 52V55H224ZM32 51V50H31ZM54 51V50H53ZM60 50H58L57 52H59ZM94 52H95V50H93ZM96 51H97V48H96ZM101 51H99V53L101 54ZM134 50L132 49V52H133ZM137 51V50H136ZM138 51H139V49H138ZM137 51V52H138ZM141 51H143L142 49H141ZM147 51V52H148ZM217 51L219 52V53H217ZM55 52V51H54ZM65 52L66 51H63L62 53L63 54H65ZM85 52H87V50L85 51ZM92 53V55L94 54L95 56L93 57V58H95V59H97V56L100 58V56L99 55H97V54H99V53H97V54H95V53ZM118 52H119V50H118ZM117 52V53H118ZM122 52H124V51H122ZM129 52V51H128ZM128 52H127V54H128ZM136 52V53H137ZM143 52H145V51H143ZM190 52V51H189ZM221 52V53H222ZM242 52H245L244 54H246L247 56H248V58H246L243 54H242ZM12 53H13V51H12ZM15 53V52H14ZM25 53H27V52H25ZM25 53H23V54H25ZM90 53V54H89ZM187 53H188V51H187ZM193 53V54H194ZM239 53H241L242 55H243V57H242V55L241 54H239ZM1 54V53H0ZM19 54H21V53H19ZM43 54H45V53H43ZM56 54H58V53H56ZM63 54L61 55V53H60V55L61 56H63ZM89 54V55H88ZM105 54V53H104ZM106 54H107V57H105L106 56ZM106 54H105V56L104 57H102V58H105L104 59V65L106 66L107 64H110V62L111 61H116V57H115V55H113V53L111 52V55H108L109 53H107L106 52ZM115 54V53H114ZM138 54H139V52H138ZM137 54V55H138ZM141 54V53H140ZM148 54V53H147ZM150 54H151V52H150ZM26 55V54H25ZM123 54H121V56H122ZM214 56V58H212L213 56ZM223 55H221L222 57V59H223ZM5 56V55H4ZM15 56H16V54H15ZM22 56V55H21ZM39 56H41V55H39ZM65 56V55H64ZM65 56V57H66ZM91 56V55H90ZM113 58H112V57ZM118 56V55H117ZM212 56V57H211ZM216 56V57H215ZM239 56H241L242 58L239 60L238 58H239ZM18 57V56H17ZM56 57V56H55ZM92 57V56H91ZM114 57H115V60H114ZM153 57V58H154ZM47 58V57H46ZM51 58V57H50ZM90 58V57H89ZM102 58H100V59H102ZM154 58V59H155ZM192 58V57H191ZM190 57H188V59H191ZM220 58V57H219ZM61 59V60H60ZM155 59V60H156ZM1 60H2V54L0 55V62H1ZM51 60V59H50ZM84 60V61H83ZM221 60V59H220ZM141 61H142V58H141ZM214 61V62H215ZM40 62V61H39ZM39 62H38V59H37V63L39 64ZM48 63L49 62V60L48 61H44V63ZM59 62V63H58ZM106 62H108V63H106ZM180 63V62H182V64H180L181 66H179L180 68H178L180 71H181V68H182V70H184L185 71V73H186V76H185V73L183 72V71H181L182 73H181V75L183 74V76H184V78H175V76H172V75H174L172 72H174V71H176V68H175V70L173 69V66H174V63ZM14 63V62H13ZM52 63V62H51ZM94 63V62H93ZM101 63V62H100ZM112 63H114V62H112ZM140 63V64H139ZM2 64V63H1ZM0 64V65H1ZM15 64V63H14ZM14 64H13V66H14ZM96 64V63H95ZM220 64L221 65H224V67H225V70H221L222 68L220 67ZM18 65V64H17ZM34 65H35V63H34ZM48 65V64H47ZM54 65V66H55ZM102 65V64H101ZM103 65V66H104ZM111 65L109 66V65H107L106 67H100V66H98V67H94L95 68V70L93 71V72H89V74H87V73H84L85 74V76H84V74L80 77V82L79 81H77V82H75L74 81V84L73 85H71V86H73L72 88L74 89V86H75V84L76 83H78L79 82V85L82 87V88H80V87H78V86H76L75 88H76V90H79V89H84L85 88V93H83V96L85 97V95H86V93H87V95H89L88 94V92L90 93V91L93 89V90H95L96 89V95H97V97H96V99H97V101H99L98 103H97V105H99V106H104L105 104V106H107V103H109V102H111L112 101V99L113 98H110L109 97V95L111 94H104V91H102V87H101V85H102V78H104V76H103V73H102V69H103V71H105V74H106V72L109 70H111ZM175 65H178V64H175ZM6 66V65H5ZM8 66V65H7ZM19 66V65H18ZM40 66H41V63H40ZM61 66H60V68H61ZM252 66V65H251ZM2 67V66H1ZM37 67V66H36ZM53 67V66H52ZM93 67V66H92ZM213 67H214V65H213ZM260 67V68H259ZM9 68V67H8ZM11 68V67H10ZM49 68V67H48ZM56 68H58V66L56 67ZM79 68V67H78ZM143 68V67H142ZM156 68V67H155ZM234 68H232V70L234 69ZM251 68V67H250ZM15 69V68H14ZM16 69H17V67H16ZM15 69V70H16ZM37 69V68H36ZM35 69V70H36ZM69 69H67V70H69ZM89 69H91L90 67H89ZM228 69V70H227ZM231 69V68H230ZM262 69H263V71H264V68L262 67ZM262 69H260V71H262ZM9 70V69H8ZM13 70V69H12ZM17 70H20V69H17ZM130 70V71H129ZM145 70V69H144ZM174 70V71H173ZM10 71V70H9ZM40 71V70H39ZM59 71V68H58V70H57V72ZM61 71H59V72H61ZM70 71V70H69ZM69 71H68V73H69ZM75 71V70H74ZM149 71V70H148ZM253 72L252 73H254V76L256 75V74H258L259 73V71L255 74V70H252ZM30 72V71H29ZM37 72V71H36ZM62 72V73H63ZM128 72V73H127ZM155 72H157V70L155 71ZM227 72H229L228 74H227ZM250 72H251V69H250ZM1 73V72H0ZM6 73V72H5ZM14 73V72H13ZM38 73V72H37ZM119 73V72H118ZM242 73L243 74H241V75H243L244 76V72L242 71ZM252 73H251V75H252ZM263 73V75H264V72H262ZM3 74V73H2ZM1 74V75H2ZM40 74V73H39ZM44 73H42V75H43ZM46 74V73H45ZM109 74H110V72H109ZM108 74V75H109ZM146 74H147V72H146ZM230 74V75H229ZM13 75V74H12ZM23 75V74H22ZM24 75H25V73H24ZM41 75V74H40ZM81 75V74H80ZM91 75V76H90ZM241 75H238L239 76V78L241 77ZM247 75H248V73H247ZM19 76L20 75H18V78H19ZM38 76V75H37ZM45 76V75H44ZM72 76V75H71ZM76 76H77V74H76ZM84 76V77H83ZM147 76V75H146ZM149 76V75H148ZM233 77H235V74L234 75H232ZM231 76V77H232ZM236 76H237V74H236ZM242 76V78H245V76L243 77ZM253 76V77H254ZM260 76V75H259ZM12 77V76H11ZM11 77H10V80L12 81V79H11ZM34 77V76H33ZM33 77H30V78H33ZM41 77V76H40ZM151 77V76H150ZM150 77H149V79H150ZM180 77V76H179ZM253 77H251V78H253ZM14 79H13V81L12 82H8V80H9V76L7 75V74H4L3 75V80H4V86H3V89H4V91H1L2 93H0L1 95H0V98L2 97V95H10V94H12V95H16L18 98H20V96H18L17 94H21V92H23V94L26 96L27 94L26 93H28V95H30V93H34L35 91V89H36V87H34V86H31L30 87V89L33 87L34 89L32 90L31 89V92H30V90L28 91L27 89H26V92H24V91H19V93H18V90H21V89H25L24 87L23 88H21V89H16V88H18L19 86H20V82L22 83V82H27V80L29 81L28 83H30V85L33 83L32 81L30 82V80L29 79H27V78H25V79H27V80H25L24 79V77H22L21 76V78H19V79H17V76L16 77H13ZM29 78V77H28ZM43 78H45V77H43ZM71 78H73V76L71 77ZM110 78V77H109ZM259 78H261V77H259ZM20 79H21V81H20ZM24 81H23V80ZM47 79V78H46ZM77 79V78H76ZM79 79V78H78ZM105 79H106V77H105ZM104 79V80H105ZM148 79V80H149ZM235 79V78H234ZM233 79V80H234ZM254 79V78H253ZM71 80V79H70ZM103 80V81H104ZM109 80V79H108ZM107 80V81H108ZM157 80V81H156ZM246 80H247V78H246ZM264 80V79H263ZM18 81V82H17ZM34 81V80H33ZM39 81V80H38ZM41 81H42V79H41ZM63 81V80H62ZM106 81V82H107ZM150 81V80H149ZM243 81V80H242ZM256 81V80H255ZM13 82H15L16 83V85L18 84L19 86L18 87H16V85H14L13 84ZM239 82V81H238ZM241 82V81H240ZM26 84V86H28L29 84ZM46 83V82H45ZM51 83V82H50ZM62 83V82H61ZM60 83V84H61ZM70 83V82H69ZM104 83V82H103ZM108 83V82H107ZM112 83V82H111ZM244 83V82H243ZM263 83V82H262ZM22 84H24L23 86H25V83H22ZM40 84V83H39ZM42 84V83H41ZM66 84V83H65ZM68 84V83H67ZM71 84V83H70ZM251 84V83H250ZM253 84V83H252ZM254 84H256V83H254ZM29 85V86H30ZM32 85H34V83L32 84ZM55 85V84H54ZM53 85V86H54ZM109 85V84H108ZM233 85V84H232ZM67 86V85H66ZM241 86V85H240ZM254 86V85H253ZM1 87V86H0ZM20 87H22V86H20ZM45 87V86H44ZM52 87V86H51ZM84 87V88H83ZM105 87H107V86H105ZM110 87V86H109ZM112 87H113V85H112ZM233 87L235 88V86H232L231 88L233 89ZM238 87V86H237ZM263 87H264V85H263ZM2 88V87H1ZM67 88V87H66ZM69 88V87H68ZM103 88H104V84H103ZM116 87H114V89H115ZM240 88H242L243 89V87H240ZM247 88V87H246ZM43 89V88H42ZM60 89V88H59ZM61 89H63L64 90V88H61ZM90 89V90H89ZM106 89V88H105ZM110 89V88H109ZM113 89V90H114ZM232 89H230L231 91H232ZM254 89V88H253ZM16 90H17V93H16ZM38 90V89H37ZM36 90V91H37ZM47 90V89H46ZM53 90V89H52ZM75 90V89H74ZM75 90V91H76ZM93 90L91 91V92H93ZM250 90V89H249ZM256 90V89H255ZM14 91H15V94H14ZM32 91H34V92H32ZM64 91H66V90H64ZM110 91H112V90H110ZM47 91H44V93L47 95V93H46ZM70 92V91H69ZM68 92V93H69ZM105 92H106V90H105ZM242 92V91H241ZM258 92V91H257ZM263 92V91H262ZM35 93H39V94H41V93H43V91H40L39 92V90L37 91V92H35ZM34 93V94H35ZM60 93H61V90H60ZM71 93V92H70ZM70 93H69V95H70ZM72 93H73V91H72ZM78 93V92H77ZM117 93V92H116ZM228 93V92H227ZM235 93H237V92H235ZM34 94H31V96H36V95H34ZM52 94V93H51ZM63 91H62V93H61V97H60V95H58L59 96V98L58 99H56V100H53V102H59L58 104L61 106V107H59L60 108V111L58 110V112H59V114H58V116L60 115V112H61V116H59V117H61L60 118V120L62 119V121H63V119L67 122V125H68V123H75V121H80V122H82L80 119H83V118H85V117H83L84 115H86L87 114V111H88V109H89V107H88V109L86 110V108L84 107V104H86L87 102L86 101H84L83 102V100L81 101V99H80V103H79V101H78V103H77V101L75 100V98H74V94H73V96H72V98L70 97V96H68V95H66V97L67 98H65V95H64V98L65 99H63ZM65 94H67V93H65ZM81 94V93H80ZM91 94V93H90ZM113 94H114V92H113ZM214 94V93H213ZM255 94V93H254ZM12 95H10V96H12ZM38 95V94H37ZM53 95V94H52ZM95 95V96H96ZM230 95H232V94H230ZM244 95H245V93H244ZM247 95H249V93H247ZM25 96H23V98L25 97ZM57 96V97H58ZM82 96V97H83ZM211 96V95H210ZM220 96V95H219ZM218 96V98H220ZM233 96V95H232ZM237 96V95H236ZM236 96H234V97H236ZM28 97V96H27ZM37 97V96H36ZM89 97V96H88ZM112 97V96H111ZM114 97V96H113ZM162 97H164V101H162L161 99H162ZM212 97V96H211ZM213 97H216V96H214L213 95ZM7 98H9V97H7ZM6 97H5V101H8V99H7ZM17 98V99H18ZM22 98V97H21ZM26 98V97H25ZM24 98V99H25ZM53 98H54V96H53ZM56 98V97H55ZM54 98V99H55ZM87 98V96L85 97V99ZM90 98V97H89ZM159 98H161V99H159ZM232 98V97H231ZM230 98V99H231ZM13 99V101H14V103L13 104H16V99H14V98H12ZM83 99V98H82ZM93 99V98H92ZM120 99V98H119ZM215 99H217V98H215ZM227 99H228V96H227ZM227 99H224L225 101L227 100ZM238 99V98H237ZM10 100H11V98H10ZM26 100L27 99H25L24 101L26 102ZM32 100V99H31ZM45 100V99H44ZM74 100V101H73ZM118 100V99H117ZM221 100V99H220ZM223 100V101H224ZM235 100V99H234ZM234 100H231L230 101V103L229 104H233V101ZM19 103H20V101L19 100H17ZM28 101H30V97H29V100ZM43 101V100H42ZM50 101V100H49ZM96 101V100H95ZM217 101H219V100H217ZM222 101V100H221ZM224 101V102H225ZM258 101V100H257ZM260 101H262V100H260ZM10 102H12V101H10ZM21 102H22V100H21ZM45 102H47V99H46V101ZM52 102V101H51ZM93 102V101H92ZM239 102V101H238ZM251 102V101H250ZM263 102V101H262ZM49 103V102H48ZM47 103V104H48ZM95 103V102H94ZM220 103V102H219ZM219 103L217 102V104L219 105ZM221 103H223V102H221ZM226 103H228V101H226ZM234 103H235V101H234ZM256 103V102H255ZM5 104H6V102H5ZM9 104H11V103H9ZM30 104V106H31V102L29 103ZM39 104H41L42 105V103H39ZM45 104V103H44ZM50 104V103H49ZM56 104V103H55ZM202 104V105H201ZM224 104V103H223ZM249 104V103H248ZM262 104V103H261ZM3 106H4V104H2ZM17 105H18V103H17ZM34 105V104H33ZM38 105V104H37ZM41 105H40V108H41ZM46 105V104H45ZM207 105V104H206ZM209 105V104H208ZM213 105V104H212ZM226 105V104H225ZM234 105V104H233ZM233 105H231V106H233ZM235 105H237L236 103H235ZM235 105H234V107H235ZM256 105H257V103H256ZM2 106V107H3ZM11 106H15V105H11ZM23 106V105H22ZM25 106H28V103H26L25 104ZM47 107H48V105H46ZM50 106H51V104H50ZM86 107L88 106V103H87V105H85ZM98 106V107H99ZM243 106V105H242ZM241 106V107H242ZM246 106V105H245ZM262 106H263V104H262ZM2 107H0V109L2 108ZM5 107H7V105L5 106ZM5 107H3V109L5 108ZM52 107V106H51ZM58 107V106H57ZM206 107H208V106H206ZM206 107H204V109L203 110H205L206 109ZM210 107H214V105L213 106H210ZM216 108H217V106H215ZM219 107V106H218ZM229 106H227L226 108H228ZM237 107V106H236ZM260 107V109H261V106H259ZM8 108H10V110L8 111V112H11L12 110H11V108L12 107H8ZM7 108V109H8ZM56 108V107H55ZM93 108H95V107H93ZM225 108V107H224ZM231 109L233 108V107H230ZM240 108V107H239ZM250 108H252V107H250ZM3 109H1V111L3 110ZM13 109V108H12ZM39 109V108H38ZM43 109V110H42ZM41 110L43 111V112H41L40 113V115L41 114H43L44 113V111H45V116H47L48 117V111L46 112V110H49V111H51L50 110V108H48V109H44V108H42ZM62 109V110H61ZM91 109V108H90ZM99 109L101 110V108L99 107ZM99 109H98V111H99ZM105 109V108H104ZM104 109H102L101 111H103ZM110 109H112V108H110ZM154 109H156V110H158V112H160V115H158V118L160 119V122H158L159 124H157L158 125V127H156L157 129L155 130L156 132H154V134H152V135H145L144 134V132H142V130L139 128V127H134L136 124H137V122L138 121H140V120H143L144 118H147L148 116L149 117H151L152 115L151 114H154V113H156L155 112V110ZM212 109V108H211ZM218 109V108H217ZM220 109H222V106L220 107ZM230 109V110H231ZM241 109V108H240ZM6 110V109H5ZM15 110V109H14ZM29 110V109H28ZM32 110H34V108H32ZM31 110V111H32ZM96 110V109H95ZM94 110V111H95ZM106 110V113H107V109H105ZM153 110H154V113H153ZM225 110V109H224ZM262 110V109H261ZM0 111V112H1ZM4 111V110H3ZM35 111H37L36 110V108H35ZM202 111V112H201ZM206 111V110H205ZM216 111H218V110H216ZM216 111H214V112H216ZM229 111V110H228ZM235 110L233 109V111L232 112H227V114L229 115V113H232V114H234L233 112H234ZM236 111H237V108H236ZM259 111V110H258ZM264 111V110H263ZM26 112H28V111H26ZM26 112H24V114H22V115H25V114H27ZM110 112V111H109ZM113 112H115V111H113ZM119 112V111H118ZM117 112V113H118ZM152 112V113H151ZM211 112L212 113H214L213 112V110H210V108H209V110H208V113L207 114H202V115H205V117H203V121H204V118H208V117H210L211 118ZM219 112H221V111H219ZM218 112V113H219ZM225 112H226V110H225ZM254 112V111H253ZM2 113V112H1ZM0 113V114H1ZM20 113V112H19ZM49 113H51V112H49ZM89 113H90V111H89ZM100 113V112H99ZM102 113H104V111L102 112ZM106 113L104 114V115H106ZM111 113V112H110ZM151 113V114H150ZM204 113V112H203ZM210 113V115H208ZM217 113V112H216ZM244 113V112H243ZM261 113V112H260ZM4 114V113H3ZM3 114H1V116L3 115ZM8 114V113H7ZM7 114H5V115H7ZM21 114V113H20ZM19 114V115H20ZM28 114H29V112H28ZM38 114V113H37ZM48 114V115H47ZM93 114L95 115V113L93 112ZM101 114V113H100ZM113 114V113H112ZM157 114V113H156ZM239 114V113H238ZM245 114V113H244ZM32 115H33V117L35 116V113L33 114H29L28 116H31L32 117ZM44 115H42V116H44ZM98 115V114H97ZM103 115V116H104ZM108 115H109V113H108ZM115 115H117V114H115ZM206 115H208V116H206ZM214 115V114H213ZM221 115V114H220ZM223 115H224V112H223ZM222 115V116H223ZM226 115V114H225ZM241 115V114H240ZM240 115L238 116V117H240ZM243 115V114H242ZM18 116V115H17ZM28 116H25V117H27V119L29 120V122L27 121V119L26 118H22V121H23V123H25L26 121L28 122V123H25V125H27V127H29L30 128V124L29 123H31V128L30 129H32V121H36V119L38 118L37 116H36V119L35 118H33V120L31 121L30 119H32V118H30V117H28ZM89 116H91V115H89ZM111 116H113V115H111ZM154 117L156 116L155 114L153 115ZM152 116V118H154ZM221 116V119H220V116L218 117V119H217V125H219L220 124V126H223V125H221V124H223L226 120L225 119H222V118H224V117H222ZM233 116V115H232ZM232 116H230V117H232ZM14 117V116H13ZM46 117V118H47ZM83 117V118H82ZM86 117H87V115H86ZM105 117V116H104ZM103 117V118H104ZM109 117H110V115H109ZM116 117V116H115ZM201 117V116H200ZM201 117V118H202ZM226 117H227V115H226ZM229 117V118H230ZM234 117V116H233ZM237 117V118H238ZM247 117H249V116H247ZM254 117H256V116H254ZM14 118H17V117H14ZM13 118V119H14ZM46 118L45 117H43V118H39L40 119V121L42 120V119H45L46 120ZM52 118V117H51ZM54 118V117H53ZM56 118V117H55ZM96 117H94V119L93 120H96L95 119ZM108 118V117H107ZM151 118V119H152ZM158 118H156L155 117V119H158ZM206 118V119H207ZM235 119H236V115H235V117H234ZM258 118H259V116H258ZM19 119V118H18ZM17 119V120H18ZM38 119V120H39ZM113 119V118H112ZM118 119V118H117ZM150 119V118H149ZM205 119V120H206ZM209 119V118H208ZM255 119V118H254ZM261 119H262V116H261ZM17 120L16 121H14V122H17ZM37 120V121H38ZM44 120V121H45ZM58 120V119H57ZM57 120H52V121H54L53 122V124H56L57 125V123H59ZM98 120V119H97ZM96 120V121H97ZM100 120V119H99ZM103 120V119H102ZM120 120V119H119ZM144 120H147V119H144ZM221 120H223V121H221ZM230 120V119H229ZM241 120V119H240ZM12 121V120H11ZM40 121H39V123L38 122H36L35 124H34V127H35V129H37L36 128V126H37V123L38 124H40ZM47 121V120H46ZM96 121H94L93 122V125H95L97 122ZM202 121V120H201ZM207 121V120H206ZM206 121H204V122H206ZM233 121V120H232ZM248 121V120H247ZM259 121V120H258ZM257 121V122H258ZM262 121V120H261ZM87 124L89 123V124H91L92 125V123H90V120L89 121H85ZM223 122V123H222ZM229 122V121H228ZM239 122V121H238ZM237 122V123H238ZM7 123V122H6ZM85 123V124H86ZM106 124L108 123L107 121L105 122ZM120 123V122H119ZM251 123V122H250ZM8 124V123H7ZM19 124V122L17 123V125ZM52 124V125H53ZM101 124V123H100ZM100 124H98V125H100ZM206 124V123H205ZM228 124V123H227ZM230 124V123H229ZM239 124H240V122H239ZM252 124V123H251ZM251 124L249 125V126H251ZM254 124H256V123H254ZM253 124V125H254ZM261 124V123H260ZM16 125V127H17V129L19 130V125L17 126ZM24 125V124H23ZM36 125V126H35ZM52 125H51V129L53 128L52 127ZM56 125H54V126H56ZM97 125V124H96ZM209 125H210V122H209ZM214 125H216V123L214 124ZM213 125V126H214ZM232 125V124H231ZM238 124H236V125H234V126H237ZM241 125V124H240ZM89 127H90V125H88ZM111 126V125H110ZM123 126V125H122ZM130 126H128L129 128H130ZM225 126V125H224ZM264 126V125H263ZM262 126V127H263ZM14 127H15V123H14ZM19 127V128H18ZM33 127V128H34ZM101 127V126H100ZM215 127V126H214ZM217 127V126H216ZM215 127V128H216ZM227 127L228 128H230L228 125H227ZM6 128H10V127H6ZM41 128V127H40ZM94 128V127H93ZM92 127H91V129H93ZM207 128V127H206ZM214 128V129H215ZM218 128H221V127H218ZM227 128V129H228ZM5 129V128H4ZM4 129H3V131H4ZM21 129V128H20ZM48 129H49V127H48ZM91 129H88V130H90V131H92ZM102 129H104V128H102ZM117 129H119V128H117ZM204 129V128H203ZM212 129V128H211ZM255 129V128H254ZM263 129V128H262ZM7 129H5V131H6ZM26 131H28V128H26L25 129ZM24 130V131H25ZM100 130V129H99ZM127 130V129H126ZM229 130H231V129H229ZM250 130V129H249ZM11 130H8L7 131V133L6 132H4V134H3V132H2V134L4 135V138H3V136H1L2 137V139L4 140V139H6L7 137H5V134H8L9 132H10ZM21 131V130H20ZM19 131V132H20ZM43 131V130H42ZM87 131V130H86ZM86 131H83V133L84 132H86ZM215 131H217V130H215ZM222 131V130H221ZM220 131V132H221ZM246 131H247V129H246ZM12 132V131H11ZM14 132V131H13ZM16 133V134H20V135H25V136H18L19 138H20V143L18 142V137H17V135H16V138H14V136L12 135V137L13 138H11V135L9 136V139H10V141H13V139H14V141H17V143L16 142H13L14 144H12V145H14V147H15V145H17L18 144V146H19V144H20V146L19 147H28L27 149H29L30 150V148L29 147H33L32 145H29V144H33L34 145V139L32 138V135L33 134H30L29 132V134L31 135V136H28L27 135V137H26V134H24V133ZM33 132V131H32ZM47 132V131H46ZM50 132V131H49ZM52 132V131H51ZM100 132V131H99ZM146 132V131H145ZM253 132V131H252ZM261 132V131H260ZM15 133V132H14ZM87 133V132H86ZM86 133L84 134V136H81V138H83V140L84 139H86V136L89 138V136H88V134L86 135ZM88 133H91V132H88ZM231 133H233V132H231ZM236 133V132H235ZM250 133H251V131H250ZM249 133V134H250ZM254 133V132H253ZM37 134V133H36ZM94 133H93V131H92V134H89L90 135V137L93 135ZM223 134V133H222ZM257 134H259V132L257 133ZM263 134V133H262ZM46 135V134H45ZM109 135V136H110ZM112 135H114V136H112ZM205 135V134H204ZM203 135V136H204ZM231 135H233V134H231ZM34 136V138H37V137H35V135H33ZM37 136V135H36ZM44 136V135H43ZM95 136V135H94ZM166 136H172L171 138L173 139L172 140V142H167L166 140H165V138H168V137H166ZM225 136V135H224ZM227 136H229V135H226V137ZM240 136V135H239ZM239 136H237V137H239ZM251 136V135H250ZM21 137H22V139H21ZM24 137H25V139H24ZM42 137V136H41ZM85 137V138H84ZM246 137H247V133H246ZM78 138V137H77ZM87 138V139H88ZM109 138H112V141H114L115 143L114 144H116V146L114 147V149H111V150H109V148H108V146L106 145V142H107V140L108 141H111V139H109ZM206 138V137H205ZM235 138V137H234ZM240 138V137H239ZM243 138H245V137H243ZM8 139V138H7ZM6 139V140H7ZM223 139V138H222ZM224 139H225V137H224ZM242 139V138H241ZM240 139V140H241ZM6 140H4V141H6ZM79 140V139H78ZM78 140H77V142H78ZM82 140V141H83ZM89 140H92V137L89 139ZM170 139H168V141H169ZM221 140V139H220ZM226 141L228 140V139H225ZM262 140V139H261ZM1 141V140H0ZM9 141V140H8ZM5 142V144L6 143H9V142ZM37 141H38V139H37ZM40 141V140H39ZM38 141V142H39ZM84 141H86V140H84ZM203 141H204V139H203ZM205 141H206V139H205ZM229 141V140H228ZM264 141V140H263ZM87 142V141H86ZM213 142V141H212ZM221 142H222V140H221ZM245 142V141H244ZM252 142H253V137H252ZM257 142V141H256ZM255 142V143H256ZM16 143V144H15ZM44 143V142H43ZM43 143L41 144V145H43ZM108 143V142H107ZM204 143V142H203ZM215 143V142H214ZM216 143H218V142H216ZM215 143V144H216ZM249 143V142H248ZM260 143H262L263 144V142H261L260 141ZM9 144H11V143H9ZM45 144V143H44ZM83 144H84V142H83ZM110 144V143H109ZM224 144V143H223ZM222 144V147L224 146ZM230 144V143H229ZM234 144V143H233ZM259 144V143H258ZM1 145L2 144H0V147H1ZM22 145V146H21ZM40 145V146H41ZM204 145H205V143H204ZM207 145H208V143H207ZM207 145H205V146H207ZM219 145V144H218ZM217 145V146H218ZM227 145V144H226ZM7 145H5L4 147H6ZM10 146V145H9ZM78 146H79V144H78ZM216 146V150L218 149V147L220 148L221 146L219 145L218 147ZM262 146V145H261ZM4 147H2V148H4ZM34 147H36V145H34ZM43 147V146H42ZM81 147V146H80ZM80 147H78L79 149H80ZM255 147V146H254ZM254 147H252V149L254 148ZM259 147V146H258ZM9 148V147H8ZM8 148H6V149H8ZM39 148V147H38ZM208 148V147H207ZM210 148V147H209ZM247 148V147H246ZM264 148V147H263ZM10 149V148H9ZM12 149V148H11ZM27 149H26V151H24V154H25V152L27 153V152H29V151H27ZM32 149V148H31ZM47 149H48V147H46V151H45V154H47L48 153V151L50 150V149H48V151H47ZM92 149V150H93ZM213 149H215V147L213 148ZM239 149V148H238ZM19 150V149H18ZM24 150H25V148H24ZM43 150V149H42ZM68 150V149H67ZM78 150V149H77ZM113 150V154H111L112 151ZM211 150V149H210ZM215 150V151H216ZM226 150H228V149H226ZM240 150V149H239ZM244 150V149H243ZM257 150V149H256ZM2 151V150H1ZM9 151V150H8ZM12 151V150H11ZM31 151V150H30ZM44 151V150H43ZM66 151V150H65ZM89 151V150H88ZM94 151H93V153H94ZM116 151L119 153V157H118V154L116 155L118 158H117V160L115 161V159L113 160V159H111V157L113 158V155L115 156V154H116ZM205 151H207L206 150V148H205ZM221 151V150H220ZM258 151V150H257ZM23 152V151H22ZM63 152V151H62ZM76 152V151H75ZM90 152V151H89ZM224 152H225V150H224ZM223 152V153H224ZM245 152H247V151H244V153L243 154H245ZM254 152H255V150H254ZM261 152H262V150H261ZM9 153V152H8ZM31 153V152H30ZM81 152H78L77 153V155L78 154H80ZM115 153V154H114ZM207 153V152H206ZM210 154H211V152H209ZM227 153V152H226ZM233 153V152H232ZM49 154H50V151H49ZM49 154H47V157H46V155H44L45 157H43V158H45V159H48V155ZM51 154H52V152H51ZM50 154V155H51ZM62 154V153H61ZM213 154V153H212ZM211 154V155H212ZM216 154V153H215ZM218 154V153H217ZM234 154H235V156L233 155V154H231V156L233 155L234 157H238V155H239V152L237 153V155H236V153L234 152ZM262 154H264V153H262ZM262 154H261V156H262ZM26 155V154H25ZM56 155V154H55ZM54 155V156H55ZM62 155H64V157L62 156V158H61V161H62V163L65 161V159L64 160H62L63 158H67V156L68 155H66L65 156V153H63ZM73 155H76V153L75 154H73ZM76 155V156H77ZM82 155V154H81ZM109 155V157H110V159H108L107 158V156ZM111 155V156H110ZM207 155V154H206ZM227 155H228V153H227ZM259 155V154H258ZM53 156V154H52V156H50V157H53V158H55ZM78 156H80V155H78ZM93 157H94V154L92 155ZM97 156V155H96ZM115 156V157H116ZM139 156L141 157V156H143V158H140V161H142V159H144V157H147V159H146V161L145 162H143V164L142 163H139L140 161H139ZM217 156V155H216ZM240 156V158H241V156H242V152H241V155H239ZM247 156V155H246ZM249 156V155H248ZM248 156L246 157L247 159H248V161L247 162H250L249 161V159L250 158H252V156L250 157V158H248ZM5 157V156H4ZM71 157H72V159H73V157H75V156H72L71 155ZM86 157H87V155H86ZM92 157V158H93ZM208 157V156H207ZM243 157V156H242ZM245 157V156H244ZM257 157V156H256ZM263 157V156H262ZM58 158H59V156H58ZM57 158V159H58ZM76 158V157H75ZM94 158H97V157H94ZM157 158L159 159V160H157ZM213 158H215V157H213ZM233 158V157H232ZM232 158H231V160L230 161H232ZM261 158V157H260ZM56 158H55V162H57V161H59V160H57ZM60 159V158H59ZM69 159H71V158H69ZM78 159H80V158H78ZM87 160L89 159V158H86ZM109 161H108V160ZM156 159V160H155ZM219 159V158H218ZM225 159V158H224ZM226 159H228L227 157H226ZM237 159H239V158H236L235 159V161H237ZM243 160L245 159V158H242ZM253 159V158H252ZM255 160H256V158H254ZM258 159H259V157H258ZM67 160V159H66ZM81 160V159H80ZM90 160L92 161V159H91V157H90ZM112 160H113V162H112ZM161 160V161H162ZM241 160V159H240ZM237 161V162H235L234 164H241L242 162H244V161ZM246 160V159H245ZM251 160V159H250ZM42 161H44V159L42 160ZM48 160H45V162H47ZM70 161H72V160H70ZM74 161H77V159H75ZM120 161H119V163H120ZM163 161H162V163H163ZM212 161H214V160H212ZM219 161H221V159L219 160ZM258 161H260V159L258 160ZM44 162V163H45ZM49 163L48 164H50V162H52L51 161V158H49V161H48ZM60 162V161H59ZM66 163H68V164H70L71 162H67V161H65ZM73 162V161H72ZM81 162H82V160H81ZM89 162V161H88ZM98 162H99V160H98ZM112 162V163H111ZM127 162V163H126ZM215 162H218V161H215ZM223 162V161H222ZM222 162L220 163V165L222 164ZM227 162H229V161H227ZM252 162H255V161H252ZM90 163V162H89ZM94 162H92V166L94 165L93 164ZM109 163L110 164H112L110 167H109ZM126 163L127 165H128V167H127V165H124V164ZM224 163H225V161L223 162V165H224ZM245 163V162H244ZM251 163V162H250ZM64 164V163H63ZM63 164H62V166H63ZM85 164V163H84ZM160 163H158V166H160L159 165ZM164 164V165H165ZM206 164V163H205ZM230 165H232L233 164V162L232 163H229ZM248 163H246V165H247ZM252 164H254V163H252ZM40 165V164H39ZM42 165H45V164H43V162H42ZM41 165V166H42ZM56 165V168H57V163L55 164ZM83 165V164H82ZM82 165H81V167H82ZM87 166H86V168L88 167V168H90L89 166H91L90 164H86ZM89 165V166H88ZM125 167H124V166ZM142 165V166H141ZM163 165V164H162ZM217 165V164H216ZM225 168L227 169V165H228V163L226 164L225 163ZM244 166H246L245 164H243ZM243 165L241 164L240 165V175H242V177H240V176H238V175H236V170H237V168H238V170H239V166L238 165H235V166H238V167H236V168H234V174L236 175V177L237 178H241L242 180L244 179V177H245V179L247 178L248 180L246 181V180H243V181H241V182H237L238 184H241L242 182H246V183H248V181L250 182V180H249V176H252V174H249V172L251 173H253V171L254 170H252V171H250L249 169H246V168H244L243 167ZM46 166H47V164H46ZM46 166H44V167H46ZM48 166H52V165H48ZM61 166V167H62ZM158 166H157V168H156V170L158 169ZM206 166H208V165H206ZM210 166V165H209ZM252 166V165H251ZM248 167V165L246 166V167H248V168H252V167ZM257 166H258V164H257ZM44 167H43V169H44ZM53 167V166H52ZM52 167H51V169H52ZM55 167V166H54ZM60 167V166H59ZM76 167V166H75ZM83 167L85 168V166L83 165ZM109 167V168H108ZM155 167L153 166V171L155 172ZM205 167V166H204ZM234 167V165L232 166V168ZM47 168V167H46ZM70 167H68V169H69ZM87 168V169H88ZM108 168V169H107ZM117 167H115V169H116ZM125 168H127L126 170H125ZM129 168V169H128ZM207 168V167H206ZM216 168V167H215ZM231 168V169H232ZM255 168H258V167H255V164H254V169ZM50 169V168H49ZM49 169H46V170H49ZM79 169H81V168H79ZM107 169V170H106ZM112 169H113V167H112ZM135 169H132L133 171L135 170ZM165 169V168H164ZM230 169V168H229ZM230 169V170H231ZM259 169V168H258ZM41 170H42V168H41ZM64 170V169H63ZM62 170V171H63ZM77 170V169H76ZM93 170V169H92ZM106 170V171H105ZM114 170V169H113ZM143 170V169H142ZM150 170V169H149ZM148 170V171H149ZM213 170H214V168H213ZM264 170V169H263ZM74 171V170H73ZM81 171V170H80ZM86 171V170H85ZM112 171V170H111ZM131 171V170H130ZM136 171V170H135ZM143 171H145V170H143ZM161 171H163V170H161ZM225 171V170H224ZM232 171H233V169H232ZM247 171V172H246ZM249 171V172H248ZM261 171V170H260ZM260 171H258L257 170V172H260ZM48 171H45V176H46V173H47ZM59 171H57V173H58ZM95 172V171H94ZM116 172H118V171H116ZM132 172V171H131ZM140 172V171H139ZM146 172V171H145ZM150 172V171H149ZM156 172H158V171H156ZM155 172V173H156ZM164 172H166L165 170H164ZM230 172V171H229ZM238 172V173H239ZM262 172V171H261ZM48 173H50V172H48ZM91 173V172H90ZM89 173V174H90ZM121 173H123L122 172V170H121ZM134 173H136V172H134ZM133 173V174H134ZM202 173V172H201ZM95 174V173H94ZM124 174V173H123ZM122 174V175H123ZM127 174V173H126ZM142 174V173H141ZM140 174V175H141ZM147 174V173H146ZM151 174L153 175V172H152V170H151V172L150 173H148V176L150 175V177H152L151 176ZM158 174V173H157ZM156 174V175H157ZM164 174V173H163ZM166 174V173H165ZM164 174V175H165ZM224 174V173H223ZM226 174V173H225ZM233 174V175H234ZM258 174V173H257ZM102 175V178L100 177ZM101 175H99V173H97V175H95V178H96V176H98L96 179H98L99 180V182H101V180L105 177H110L111 179L112 178H114L113 176H112V174H111V176L108 174H106V176H104L103 174H101ZM115 175V174H114ZM117 175V174H116ZM130 175V174H129ZM136 175V174H135ZM155 175V174H154ZM231 176H232V174H230ZM243 175H244V177H243ZM249 175V176H248ZM262 175H264V174H262ZM91 178H92V175L90 174L89 175ZM104 176V177H103ZM124 176V175H123ZM132 176H134V175H132ZM247 176V177H246ZM253 176H255L254 174H253ZM41 177V176H40ZM126 177V176H125ZM130 177V176H129ZM136 177V176H135ZM145 177V176H144ZM154 177V176H153ZM157 177H158V175H157ZM159 177H160V170H159ZM256 177H257V175H256ZM263 177V179H264V176H262ZM44 178V177H43ZM42 177L40 178L41 179V182H42V185L43 184H45V183H43V182H45V181H43L44 179H43ZM95 178H94V180H95ZM109 178V179H110ZM123 178V177H122ZM121 178V179H122ZM128 178V177H127ZM179 178V177H178ZM177 178V179H178ZM200 178V177H199ZM201 178H202V176H201ZM212 178V177H211ZM210 178V179H211ZM214 178H217V177H215L214 176ZM85 179V178H84ZM87 179H88V177H87ZM101 179V180H100ZM126 179V178H125ZM131 179V178H130ZM137 179V178H136ZM142 179V178H141ZM147 179V178H146ZM218 179V178H217ZM217 179H215V182H216V180ZM228 179V178H227ZM238 179V180H239ZM252 179H254V178H252ZM91 180V179H90ZM90 180H89V183H90ZM144 180H145V178H144ZM165 180H167V182H168V179H165ZM171 180H169V183H170V181ZM199 180V179H198ZM230 181L231 180H233V178L232 179H229ZM258 180H260V179H258ZM262 180V179H261ZM38 181H40V180H38ZM79 181V180H78ZM93 181V180H92ZM97 181V180H96ZM103 182H104V180H102ZM157 182V180H155L154 178H151L150 180H149V182L148 183H150V186H149V189L150 190H152V188H151V185L153 184V182ZM158 181H160L159 180V178H158ZM178 181V180H177ZM179 181L177 182L178 184H179ZM209 181V180H208ZM237 181V180H236ZM235 181V182H236ZM254 181V180H253ZM21 182H23V181H21ZM36 182V181H35ZM98 182V183H99ZM103 182H102V184H103ZM111 182H113V180L112 181H110V183ZM161 182V181H160ZM164 182V184H165V182L166 181H163ZM174 182V181H173ZM221 182V181H220ZM245 182L243 183V184H245ZM254 182H256V181H254ZM32 183V182H31ZM30 183V184H31ZM82 183V182H81ZM94 183V182H93ZM98 183H96V184H98ZM104 183H106V182H104ZM117 183V182H116ZM126 183V182H125ZM135 183H137V182H135ZM148 183H146L145 182V184H148ZM152 183V184H151ZM169 183H167L168 184V186L170 185ZM252 183V182H251ZM263 183V182H262ZM260 184L259 186H262V188L264 189V183L263 184ZM41 183L39 182V185H40ZM85 184V183H84ZM109 184V183H108ZM122 184V183H121ZM128 183H126V185H127ZM160 184H162V183H160ZM171 184H172V181H171ZM212 184V183H211ZM234 184V183H233ZM255 184V183H254ZM258 184V183H257ZM22 185H23V183H22ZM22 185H21V187H22ZM35 185V184H34ZM76 185V184H75ZM87 185H88V183H87ZM99 185V184H98ZM111 185V184H110ZM149 185V184H148ZM147 185V186H148ZM155 185H156V183H155ZM154 185V186H155ZM221 185H222V183H221ZM230 185H232V184H230ZM38 186V185H37ZM45 185H43V187H44ZM86 186V185H85ZM84 186V187H85ZM115 186V185H114ZM122 186H123V184H122ZM124 186H125V184H124ZM153 185H152V187H154ZM162 186V185H161ZM171 186V185H170ZM169 186V187H170ZM174 186V185H173ZM178 186V185H177ZM226 186V185H225ZM239 186V185H238ZM246 186H247V184H246ZM246 186H243V190L242 191H244V190H246V189H244V187L246 188ZM249 186V185H248ZM247 186V187H248ZM258 186V187H259ZM40 187H42V186H40ZM93 187H95L94 188V190H93V192L95 191V189L98 187L97 185H95V186H93ZM93 187L91 188V189H93ZM99 187H100V185H99ZM107 187H108V185H107ZM116 187V186H115ZM142 186H140V188L139 189H142L141 188ZM165 187H166V184H165ZM229 187V186H228ZM232 187V186H231ZM250 187V186H249ZM252 187V186H251ZM256 187V186H255ZM258 187H256V190L258 189ZM74 188V187H73ZM121 188V187H120ZM157 188V187H156ZM158 188H162V187H159L158 186ZM167 189H168V187H166ZM175 188V187H174ZM260 188V187H259ZM90 189V188H89ZM145 189V188H144ZM194 191H193V190ZM208 189V188H207ZM236 189V188H235ZM248 189V188H247ZM254 189V188H253ZM253 189H251V190H253ZM73 190V189H72ZM99 191L98 192H95L94 194H98L99 192L101 193V191L102 190H100V189H98ZM120 190V189H119ZM137 190V189H136ZM146 191L148 190L147 188L145 189ZM150 190H148L149 191V193H146V194H150ZM160 190V189H159ZM164 190H165V188H164ZM228 190V189H227ZM227 190H225V192L228 194V192H227ZM239 190H241V188L239 189ZM255 190V189H254ZM48 191H49V189H48ZM51 191V190H50ZM77 191V190H76ZM89 191H91V190H89ZM96 191H97V189H96ZM135 191V190H134ZM145 191V192H146ZM191 191H193V192H191ZM230 191V190H229ZM231 191H233V190H231ZM259 191H260V189H259ZM54 192V191H53ZM112 192V191H111ZM116 192V191H115ZM152 192H154L153 190H152ZM159 192V191H158ZM163 192V191H162ZM220 192H223L224 193V189L222 190V188H221V191L220 190H218V194L217 193H215L214 195H216L217 194V197H215V199H217V201L216 200H214V202H216V203H214V202H212L213 203V206L214 205H216V207H220V205L219 204H221V202H224L225 204H227L228 205V207H230V203L231 202H233V201H231L232 200V198H231V200H230V202L228 201L229 200V198L227 199H224L225 198V196L227 195L226 193H225V195H224V197H223V199H218V197H219V195L222 197V193H220ZM235 192V191H234ZM237 192V191H236ZM235 192V193H236ZM239 192V191H238ZM237 192V193H238ZM261 192L263 193L262 195H264V191H262L261 190ZM261 192H260V194H261ZM48 193V192H47ZM50 193V192H49ZM77 193V192H76ZM113 193V192H112ZM122 193H123V190H122ZM134 193V192H133ZM161 193V192H160ZM220 193V194H219ZM230 193H232V192H230ZM253 193V192H252ZM84 194H86V193H84ZM135 194V193H134ZM140 194V193H139ZM154 194V193H153ZM152 193H151V195H153ZM195 194H197V193H195ZM240 194V195H239ZM244 194V193H243ZM249 194V193H248ZM259 194V193H258ZM46 195V194H45ZM54 195V194H53ZM82 195V194H81ZM90 195V194H89ZM104 195V194H103ZM114 195V194H113ZM128 195V194H127ZM142 195V194H141ZM158 195V194H157ZM241 195H242V193H241V191L238 193V196H239V198L237 199V195L236 196H234V198L237 200V203L239 202V206H240V208H238V206H235L236 208H238V209H235V210H237L236 212H238V210L239 211H243L244 212V210L247 208V202H248V204L251 202H249V201H247L246 202V205L244 206V203L242 204L241 203V201H238V200H242V201H245L246 199L244 198V200L243 199H240V197H241ZM246 195V194H245ZM252 195V194H251ZM74 196H75V194H74ZM91 196V195H90ZM112 196V195H111ZM125 196H126V194H125ZM125 196H124V199H126L125 198ZM193 196H194V194H193ZM208 196H210V195H208ZM243 196V195H242ZM51 197H53V196H51ZM55 197V196H54ZM78 197V196H77ZM92 197V196H91ZM98 197V198H99ZM108 199H107V198ZM119 197H120V194H119ZM132 197V196H131ZM135 197H137V196H135ZM156 197V196H155ZM197 196L195 195V197L194 198H196ZM253 197V196H252ZM74 198V197H73ZM84 198V197H83ZM92 198H94V197H92ZM102 198L103 199H106V200H102ZM128 198V197H127ZM142 198V197H141ZM140 198V199H141ZM150 198H148V199H150ZM247 198H248V196H247ZM264 197L262 196V199H263ZM47 198H45V200H46ZM78 199V198H77ZM80 199V198H79ZM78 199V200H79ZM87 199V198H86ZM90 199V198H89ZM129 199H130V197H129ZM135 199V198H134ZM139 199V200H140ZM155 199V198H154ZM157 199V198H156ZM201 199H203V198H201ZM234 199V200H235ZM93 200V199H92ZM101 201V202H97V201ZM112 200H114V198L112 199ZM118 200V199H117ZM119 200H121L120 198H119ZM128 200V199H127ZM131 200V199H130ZM144 200H145V202H146V199L144 198ZM193 200V199H192ZM39 201H41V200H39ZM75 201V200H74ZM82 201V200H81ZM115 201V200H114ZM161 201V202H162ZM193 201H195V199L193 200ZM192 201V202H193ZM226 201H228L227 203H226ZM260 201V200H259ZM264 201V200H263ZM43 202V201H42ZM76 202V201H75ZM85 202V201H84ZM132 202H133V200H132ZM135 202V201H134ZM191 202V203H192ZM205 202V201H204ZM234 202H236V201H234ZM233 202V203H234ZM127 203V202H126ZM156 203V202H155ZM159 203V202H158ZM193 203H195V202H193ZM212 203H211V206H212ZM223 203V204H224ZM237 203H234V204H236L237 205ZM258 203H260V202H258ZM50 204V203H49ZM53 204V203H52ZM85 204V203H84ZM131 204H133V205H130ZM139 204H142V205H144V206H142V210L140 209V207H139ZM200 204H202V203H200ZM41 205V204H40ZM44 205V204H43ZM121 205V204H120ZM119 205V206H120ZM129 205V206H128ZM136 205H138V206H136ZM192 205V204H191ZM190 205V206H191ZM198 205H199V203H198ZM205 205V204H204ZM222 205V204H221ZM227 205H225V208H224V205H223V208H224V210L225 211H227V213L229 214L230 213V210H229V208L227 207ZM233 205V204H232ZM253 205H255L254 203H253ZM37 206V205H36ZM79 206V205H78ZM86 206H87V204H86ZM134 206V207H133ZM152 206V207H153ZM202 206V205H201ZM259 207H260V205H258ZM82 207V206H81ZM102 207V208H101ZM145 207L149 210V213H145V211H147L148 212V210L146 209L145 210ZM159 207H161V206H159ZM216 207H215V209H216ZM241 207H243L244 208V210H241ZM246 207V208H245ZM79 208V207H78ZM96 208H97V206H96ZM112 210H111V209ZM120 208V207H119ZM213 208V207H212ZM37 209V208H36ZM42 209H43V207H42ZM46 209V208H45ZM44 209V210H45ZM76 209V208H75ZM199 209V208H198ZM38 210V209H37ZM49 210V209H48ZM77 210H79V209H77ZM145 210V211H144ZM189 210H191L190 209V207H189ZM210 210V209H209ZM213 210H214V208H213ZM218 210V209H217ZM235 210L234 211H232V214L233 213H235ZM257 210V212H255V210H252V211H254L256 214H258V216H262V214H260L261 213V211L259 210V209H256ZM261 210H262V208H261ZM50 211V210H49ZM208 211V210H207ZM248 211V210H247ZM246 211V212H247ZM249 211H251V210H249ZM260 213H259V212ZM94 212V211H93ZM113 214H112V213ZM156 212V213H155ZM245 212V213H246ZM78 213V212H77ZM154 213H155V216H157V217H154L153 215H154ZM188 213V212H187ZM186 213V214H187ZM220 214H221V211L219 212ZM34 214V213H33ZM70 214H72V213H70ZM73 214H74V212H73ZM182 214V215H181ZM186 214H184V215H186ZM192 214H193V212H192ZM223 214V213H222ZM235 214H237V213H235ZM240 214H242V213H238L237 215L238 216H240ZM247 214V213H246ZM54 215V214H53ZM95 215V214H94ZM93 215V216H94ZM117 215V216H116ZM129 215H131V216H129ZM134 217H133V216ZM234 215V214H233ZM236 215V216H237ZM244 215V214H243ZM253 215V214H252ZM48 216V215H47ZM93 216H91V217H93ZM192 216V215H191ZM190 216V217H191ZM218 216H220V215H218ZM237 216V218L239 219H236L235 220V215H234V218H232V219H234V222L232 223V225H231V229L230 230H234V232L236 233L239 229H240V231L243 233H239L238 232V236H237V234H233L234 236H232V238H231V240H229L230 238H229V236H226V237H224L225 238V240H224V242H222V240H220V241H218L217 243H214V242H212V243H214V244H216V245H214V244H212V243H210L211 245H214L215 247H214V249L215 248H217V246H220L221 245V243L220 242H222L223 244H225V243H227L226 245L229 247V249H230V247H232L231 249H232V252H233V248H235L237 251L235 252V253H237L240 249H241V247H239L238 245H240V242H241V240L239 239V238H243V236H240V234H242V235H244V236H246L247 237V234H248V239L246 238L245 239V237H244V242L246 241V243L248 244V241L251 243V242H253V243H255V241L256 242H259L262 238H261V236L262 235H264V233L262 234L261 233V231H264V227L261 225L260 227H262V228H260V227H258V228H260V229H257V231L256 232H254V231H250V230H248L249 228H250V226H249V228H248V225L249 224H252V222L251 223H249L248 224V220L246 219V217H248V216H250V215H247L246 217H245V223H247L248 225L246 226L245 224V226H246V230H245V232H246V234L244 233V231L242 230V228H244V227H239L240 226V224L243 222V220L242 221H240V218ZM257 216V215H256ZM35 217V216H34ZM41 217H43V216H41ZM56 217V216H55ZM78 217V216H77ZM90 217V218H91ZM109 217V216H108ZM107 217V218H108ZM115 217H111L112 218V220L113 219H115ZM129 217H132V218H134V220H132V218L130 219V223L132 224H128V220H129ZM231 217H233V216H231ZM230 217V218H231ZM242 217V216H241ZM255 217V216H254ZM45 218V217H44ZM43 218V219H44ZM51 218V217H50ZM94 218V217H93ZM96 218V217H95ZM98 218V217H97ZM180 218V217H179ZM256 218V217H255ZM260 218V217H259ZM258 218V219H259ZM38 219H42V218H38ZM98 219H100V217L98 218ZM98 219H97V221H98ZM109 219V218H108ZM198 219V218H197ZM224 219V218H223ZM257 219V218H256ZM257 219V220H258ZM263 219V218H262ZM93 220H95V219H93ZM131 220H132V222H131ZM177 220H179V219H177ZM190 220V219H189ZM192 220V219H191ZM251 221L253 220V219H250ZM264 220V219H263ZM50 221V220H49ZM223 222H224V220H222ZM227 221H228V219H227ZM233 221V220H232ZM102 222V221H101ZM101 222H99V224L101 223ZM112 222V221H111ZM117 222V221H116ZM178 222V221H177ZM215 222V221H214ZM213 222V223H214ZM219 222V221H218ZM236 222H239V223H237L236 224ZM241 222V223H240ZM255 222H257V221H255ZM92 223V222H91ZM170 223V224H169ZM182 224L180 225L179 224V228H175V229H179V231L178 232H180L181 231V229H180V227L183 225V222H181ZM229 223V222H228ZM126 224L128 225L127 227L128 228H126ZM174 224V223H173ZM263 224H264V221H263ZM101 225V224H100ZM111 225V224H110ZM185 225H187V224H185ZM184 225V226H185ZM218 225H219V223H218ZM220 225H223V224H220ZM239 225V226H238ZM260 225V224H259ZM32 226V225H31ZM37 226V225H36ZM88 226H90L89 224H88ZM96 226V225H95ZM94 226V227H95ZM108 226V225H107ZM130 226V227H129ZM173 226H177L178 227V223H177V225L176 224H174ZM210 226H211V224H210ZM236 226H237V228H236ZM252 226V225H251ZM138 227H140L139 229H138ZM183 227V226H182ZM214 227V226H213ZM217 227H219V226H217ZM221 227V226H220ZM219 227V228H220ZM35 228H38V227H35ZM95 228H97V227H95ZM123 228V229H122ZM126 228V229H125ZM129 228H130V230H129ZM146 228L143 230L144 231V233L146 234L147 233V230H146ZM171 228H172V225H171ZM193 228V227H192ZM28 229V228H27ZM90 229V228H89ZM152 229V230H151ZM173 229H174V227H173ZM174 229V234H179V233H175V232H177V230H175ZM185 229H186V227H185ZM189 229V228H188ZM237 229V230H236ZM41 230V229H40ZM106 230V229H105ZM141 230V231H142ZM146 230V231H145ZM219 230V229H218ZM218 230H217V232H218ZM24 231V230H23ZM22 231V232H23ZM29 231V230H28ZM28 231H24V233H26L27 234V232ZM32 231V230H31ZM44 231V230H43ZM89 231V230H88ZM91 231H93V229L91 230ZM104 231V230H103ZM131 231V232H132ZM143 231H142V233H143ZM209 231V230H208ZM213 231V230H212ZM225 231V230H224ZM231 231V232H232ZM21 232V231H20ZM114 232V231H113ZM188 232V234H189V232H191L190 230L189 231H186V232H184V233H187ZM211 232V231H210ZM214 232H216V231H214ZM220 232H222L221 231V228H220ZM227 232V231H226ZM24 233H22V234H24ZM47 233V232H46ZM89 233H91L90 231L87 233V234H89ZM97 233V232H96ZM140 233V232H139ZM138 233V234H139ZM170 234H171V231L169 232ZM197 233V232H196ZM195 233V234H196ZM225 233V232H224ZM21 234V233H20ZM21 234V235H22ZM34 234V233H33ZM32 234V235H33ZM39 234V233H38ZM94 234H95V232H94ZM93 234V235H94ZM134 234V233H133ZM132 234V235H133ZM173 234V231H172V235H174ZM205 234V233H204ZM207 234V233H206ZM211 234V233H210ZM222 234V233H221ZM32 235H30L29 234V236H31L32 237ZM62 235V234H61ZM92 235V234H91ZM99 235V234H98ZM118 235V234H117ZM136 235V234H135ZM183 235V234H182ZM185 235V234H184ZM193 235V234H192ZM224 235V234H223ZM7 236V235H6ZM26 236V235H25ZM28 236V237H29ZM46 236H47V234H46ZM102 236V235H101ZM108 236H110V235H108ZM137 236V235H136ZM139 237H140V235H138ZM150 236L148 237L149 238V241H150ZM176 236H178V235H176ZM186 236H188V235H186ZM200 236V235H199ZM216 236L218 237L217 238V240L218 239H220L219 238V235H216L215 234V237H213L212 239H215L216 238ZM240 236V237H239ZM8 237H10V236H8ZM23 237V236H22ZM59 237H60V235H59ZM93 237V236H92ZM95 237V236H94ZM93 237V238H94ZM134 237V236H133ZM170 237V235L168 236L167 235V238H169ZM175 237V236H174ZM181 237V236H180ZM183 237V236H182ZM229 238V239H227L226 240V238ZM233 237H237V239L239 240H236L235 238H233ZM239 237V238H238ZM0 238H2V237H0ZM20 238V237H19ZM34 238V237H33ZM42 238V237H41ZM107 238H109V237H107ZM111 238H113V237H111ZM110 238V239H111ZM115 238V237H114ZM118 238V241L117 240H115V242L117 241V242H119V240L121 241V242H123L124 244H125V242L127 243H129V241H127V239H128V237L126 236V240H121V239H119V235L118 236H116V238L115 239H117ZM123 238V239H124ZM172 238V237H171ZM191 238V237H190ZM210 238V237H209ZM26 239V238H25ZM24 239V240H25ZM28 239V238H27ZM29 239H30V237H29ZM32 239V238H31ZM30 239V240H31ZM38 239V238H37ZM40 239V238H39ZM98 239H100L99 237H98ZM102 239V238H101ZM104 239V238H103ZM132 239V238H131ZM141 239H142V235H141ZM147 239V238H146ZM196 239V238H195ZM232 239H235L236 241H233ZM253 241H252V240ZM9 240V239H8ZM20 240H21V238H20ZM19 240V241H20ZM87 240V239H86ZM107 240V239H106ZM145 240V239H144ZM179 240H180V238H179ZM181 240H183L182 238H181ZM188 239H186L185 241H187ZM243 240H242V242H243ZM18 241V240H17ZM109 241V240H108ZM108 241H107V243H108ZM134 240H132V242H133ZM175 241H178V239L176 240L175 239ZM185 241L183 240V241H181V242H179V244L177 243L176 245H174V243L172 244V245H174L173 246V248L171 247L172 245H169L170 247H171V249H172V251H171V249H170V251H171V254H170V251H169V249H168V247L166 248V246L164 245V243L163 242H161V243H155L156 245H153L154 244V242H153V240H152V242H153V244L151 243L150 244V246L152 245V249L150 248V250H149V248H148V246H147V248L146 247H144V248H142V246H138V248H142V249H147L146 251H150V252H147V254L144 252L145 250H142V251H140L141 253H145V254H143L144 256H145V258H147V257H149V256H147L148 254H151L150 256H152V254L154 253V249H155V247L157 246V245H159L157 248H159L160 247V244H161V246H162V248H161V250H160V248H159V250L162 252L161 254L163 255V256H160V257H164V255H170L169 256V259L167 260V258H164V259H166V264H181V262H183V258H184V256L182 257V260L180 261V256H181V251H182V249H181V247L183 246V244H186L185 243ZM190 241H191V239H190ZM204 241V240H203ZM203 241H201V242H203ZM226 241V242H225ZM229 241H231V243H230V245H229ZM7 242V241H6ZM39 242V241H38ZM103 243H104V241H102ZM110 242V241H109ZM131 242V243H132ZM147 242H148V239H147ZM170 242V241H169ZM199 242V241H198ZM215 242H216V240H215ZM236 243V242H238L239 244H232V243ZM263 242V241H262ZM262 242H260L259 243V246H262ZM45 243H47V242H45ZM120 243V242H119ZM123 243H121V246H122V244ZM135 243H137V241H135ZM140 243V242H139ZM144 243H146V241L144 242ZM181 243V244H180ZM200 243V242H199ZM219 243V244H218ZM249 243V244H250ZM253 243H251L250 245L251 246H249V244L248 245H246V244H244L243 246H248V247H246V248H251L250 249V251H249V249H247L248 251H249V253H245V251H244V253L246 254V256L244 255V254H242V256H241V253H240V251H242V249L239 251V253L240 254H238V256L240 257V259L241 258H243V255H244V257H250V256H252L253 258H251V259H248V260H250V262H252V263H254L253 261H251V260H253V259H256V257H258L259 258V256H257V254L258 253H264V245H263V248L262 247H260V251L258 252L257 250V247L256 248H254V246H252V244ZM147 245H149V242L148 243H146ZM191 244H194V242L192 243H189V246H191ZM209 244V245H210ZM233 246H232V245ZM242 244V243H241ZM105 246H106V244H104ZM111 245V244H110ZM143 245V244H142ZM167 245V244H166ZM198 245V244H197ZM204 245V244H203ZM226 245H221L222 247H227ZM125 246V245H124ZM128 246H129V244H128ZM133 246V245H132ZM145 246V245H144ZM154 246V247H153ZM163 246H165V247H163ZM187 246H188V243H187ZM206 246V245H205ZM235 246V247H234ZM30 247V246H29ZM107 247L108 246H106V249H107ZM169 247V248H170ZM227 247V248H228ZM236 247H239V249L238 248H236ZM44 248V247H43ZM110 248H111V246H110ZM114 248V247H113ZM122 248V247H121ZM138 248H137V250H138ZM154 248V249H153ZM186 248H188V247H186ZM191 248V247H190ZM218 248H221V247H218ZM226 248V249H227ZM131 249V248H130ZM129 249V250H130ZM189 249V248H188ZM198 249V248H197ZM204 250L206 249L207 250V248H203ZM225 249V248H224ZM114 250V249H113ZM126 250V249H125ZM153 252H152V251ZM199 250H200V248H199ZM201 250H202V248H201ZM203 250V251H204ZM213 249H211V251H212ZM222 250V249H221ZM220 250V251H221ZM73 251V250H72ZM76 250H74V252H75ZM128 251V250H127ZM139 251V250H138ZM155 251H158V250H156L155 249ZM168 251V252H167ZM185 251H187V249L185 250ZM189 251V250H188ZM187 251V252H188ZM193 251V250H192ZM196 251V250H195ZM211 251H209V252H211ZM215 251H217L216 249H215ZM218 251H219V249H218ZM248 251H246V252H248ZM82 252V251H81ZM84 252V251H83ZM118 252V251H117ZM122 252V251H121ZM135 252V251H134ZM137 252V251H136ZM190 253H192L191 252V249H190V251H189ZM226 252H227V250H226ZM133 253V252H132ZM156 253V252H155ZM167 253H169V254H167ZM183 253H184V251H183ZM195 253H197V252H195ZM202 253V252H201ZM208 253V252H207ZM222 253V252H221ZM67 254V253H66ZM80 254V253H79ZM83 254V253H82ZM129 254H130V252H129ZM136 254V256L139 254V253H135ZM134 253H133V255H135ZM157 254V253H156ZM211 254H213V253H211ZM227 254H228V252H227ZM247 254H249V255H247ZM132 255V254H131ZM132 255V256H133ZM142 255V254H141ZM142 255V256H143ZM183 255V254H182ZM189 255V254H188ZM191 256H192V254H190ZM195 255V254H194ZM193 255V256H194ZM205 255V254H204ZM218 255V254H217ZM232 255V254H231ZM260 256H261V254H259ZM110 256V255H109ZM125 256V255H124ZM130 256V255H129ZM136 256H134V258L136 257ZM138 256H140V255H138ZM147 256V257H146ZM167 256V257H168ZM190 256V257H191ZM192 256V257H193ZM210 256V255H209ZM220 256V255H219ZM228 256V255H227ZM232 256H237V255H232ZM237 256V257H238ZM254 256H256V257H254ZM74 257V256H73ZM78 258H80L79 256H77ZM76 257V258H77ZM126 257V256H125ZM154 257V256H153ZM157 257V256H156ZM155 257V258H156ZM166 257V256H165ZM189 258L190 260H192V262L191 263H194L193 262V258ZM216 257V256H215ZM236 257V258H237ZM76 258H75V260H76ZM108 258H110V257H108ZM128 258V257H127ZM131 260L133 259V258H131V257H129ZM128 258V259H129ZM139 258V257H138ZM141 258V257H140ZM143 258V257H142ZM141 259V260H138L139 261V263L141 264V261L142 262H144L143 260H146V259ZM158 258V257H157ZM223 258V257H222ZM226 258V257H225ZM234 258V257H233ZM104 259H106V256H105V258ZM121 259V258H120ZM125 259V258H124ZM127 259V261H129ZM136 259H137V257H136ZM148 259V258H147ZM153 259V258H152ZM159 260H158V262L157 261H155V262H157L158 264H165V262L163 263V262H161L162 260H163V258L161 259V258H158ZM196 259H198L199 260V256H198V258H196ZM202 259V258H201ZM214 259V258H213ZM227 259V258H226ZM230 259V258H229ZM235 259V258H234ZM244 259V258H243ZM260 259H263L262 258V256H261V258ZM259 259V260H260ZM75 260H72V261H75ZM82 260V259H81ZM110 260V259H109ZM133 260H135V259H133ZM149 260V259H148ZM151 260V259H150ZM184 260H185V258H184ZM189 260V261H190ZM195 260V259H194ZM206 259H203V261H205ZM212 260V259H211ZM224 260V259H223ZM233 260V259H232ZM231 260V261H232ZM79 261V260H78ZM121 261H122V259H121ZM127 261H126V264H127ZM163 261H165V260H163ZM201 261V260H200ZM202 261V262H203ZM214 261V260H213ZM213 261H211V263L213 262ZM236 261V260H235ZM254 261H256V260H254ZM261 261V260H260ZM259 261V262H260ZM264 261V260H263ZM263 261H261L262 263L261 264H263ZM65 262V261H64ZM124 262V261H123ZM131 261H129L128 263H130ZM134 262V261H133ZM136 262V261H135ZM134 262V263H135ZM206 262V261H205ZM228 262V261H227ZM243 264H244V262H245V264H246V260L244 261H241ZM73 263V262H72ZM76 263H78L77 261H76ZM116 263V262H115ZM125 263V262H124ZM132 263V262H131ZM139 263H137V264H139ZM145 263H147V262H145ZM153 263H154V261H153ZM156 263V264H157ZM218 263V262H217ZM232 263V262H231ZM230 263V264H231ZM251 263V264H252ZM74 264V263H73ZM79 264V263H78ZM104 264H106V263H104ZM133 264V263H132ZM136 264V263H135ZM144 264V263H143ZM186 264V263H185ZM188 264V263H187ZM190 264V263H189ZM199 264H200V262H199ZM208 264V263H207ZM219 264V263H218ZM228 264V263H227ZM255 264H256V262H255Z\"/></svg>", "mask_w": 264, "mask_h": 264}]
</instances>
